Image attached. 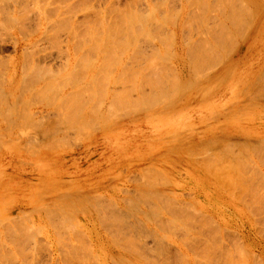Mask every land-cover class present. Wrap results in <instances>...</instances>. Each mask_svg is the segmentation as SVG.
Wrapping results in <instances>:
<instances>
[{"label":"rangeland","instance_id":"1","mask_svg":"<svg viewBox=\"0 0 264 264\" xmlns=\"http://www.w3.org/2000/svg\"><path fill=\"white\" fill-rule=\"evenodd\" d=\"M7 1L8 0H5V2H2V3L0 2L1 6L4 9H6L5 12H10L8 10V8H11L12 12L10 14H15V15L17 14V16H19V17L15 16V18H17L18 20L15 23L9 24L7 26V28L13 27L12 28L13 30L8 29V31H7L5 29L6 30L5 31L3 29L2 30L0 29V31H1L0 34L3 35V36L0 35L1 36L0 38L3 40V41L1 40L3 42L1 44L3 50H2V53H0V71H1L0 72V74H1L0 75V94L2 93L0 96L3 97V98L2 97L0 98V245H1V247H0V250H1L0 254L1 255L0 256H2L1 257L2 259L0 258V264H1V262H3L4 264H82L83 262H84L83 264H121L122 262L120 259H122V258H123L124 262L128 261V262H131L132 264H147V262L148 263L150 262L152 264H166V263L167 264H184L185 261H189L188 262L189 264H192V263L194 264V262H195V264H204V262H206V261H207L206 262L207 264H217V263L220 264L223 261L221 264H223L224 262L226 264L227 261H225V260L229 261V263H227V264H231V262H233L232 264H237V263L238 264H243V263L244 264H264V201H263L264 190H261V189H264V184H261V182L262 183L264 182V162L262 161L264 159V153H263L264 152V146H263V144H264V97H263L264 96V85H263L264 81L262 82V80H264V73H261L264 71V0H245V1H243V0H234L233 1L232 0L233 3L229 0H227V1H229V2H227V4H226V2L221 1V0H215V1L209 0V2H211V3L210 4H209V2H207V3L210 6V8H209L210 12L214 8L216 9V7L220 9L217 12H216V10H215V12L212 11L213 12L212 14L208 10L206 12L205 11L203 12L202 10H200L201 8L199 9L198 6H196L197 10H198L197 11L198 13H197L195 11L196 7L193 6L194 4H196V3H194V1L196 2V0H193V2L191 0L190 3L192 4V8H190L191 4H188V6L186 5L187 2L189 3L190 0L189 1H187V0L186 1L185 0H167V2H165L166 0H161V2L163 1L162 3L161 2L159 3V0H149V2H148V0H139V1L138 0H131V1L130 0H108L107 3H105L106 0H99L100 2L98 0H96V1L94 0L96 2V4L93 0H88V1H85V0H66V3L64 0H48V1L47 0H37L38 2H35L34 0H32L33 2L36 3L35 6H37L38 3H40L39 6L43 5V7L45 8V9H43L40 6L39 11L43 9V10H45V13H46V15H45L44 12H42L41 13L42 15H40V18L37 17V16H39L40 12L36 11L38 9H36V7H34L32 5L34 7V9H33V7L31 6V4H32L31 0H22V1L17 0V1H15L17 3H15L11 0H9L8 2ZM28 1H29V5H28V3H26ZM92 1L94 2L93 3L94 7L92 5H90V3ZM150 1L151 2L154 1V2L150 3ZM156 1H158V2H156ZM179 1H180V6H179ZM236 1H237V3H236ZM80 2H82L83 5ZM84 2L85 3L87 2V3L85 4ZM213 2H215V4H212ZM222 2L225 4L226 9H224V6H223L224 4L223 5L221 4ZM253 2L254 3L256 2V3L254 4ZM12 3L14 5H12ZM62 3L64 6L62 5ZM164 3H165V6L163 5ZM230 3L233 6L235 5V7L238 10H239V8H242V9L244 8V10L246 12L248 11L249 14H247V16L250 15L253 17L254 14H256L255 16H257V18H255V16H254L255 21H252L253 24L250 22L251 21L250 16H248V18H247L246 14H245L241 18L243 21H245L246 19L248 21V22L245 21L244 23L246 25H244L243 21L241 20V22H242L241 27L244 25L243 28H245L248 25V27H246L248 33H241L243 31L245 32L246 28L242 30V28L239 29L240 26L235 27L232 25L233 21L230 17L231 15L228 17L229 14H227V13L233 14L232 11H234V10L231 11L230 5L227 6ZM257 3H259V4H257ZM23 4H25V5H23ZM127 4L130 6L132 4L133 6L128 7ZM149 4L156 8V9H153L154 10L152 13V15L154 14L153 19L156 18L157 19L156 23H159L158 25L159 26L161 25V26L159 27L157 24H154L155 22L153 21V25L149 24L148 22H145L147 25L141 24L142 27L143 26L146 27V28H144L145 31H142V29H143L142 27L136 28L137 30L135 29V27L134 28L131 27L133 29L130 28L129 30H131V32L129 31L127 33L128 34L133 33V34H131V35L135 36V38H133V39H137V41L135 42V46L133 47L134 44L131 42L133 40L132 39L133 36H129V37L127 36V38H131L129 41H130V44L131 45L133 44V45L130 46L128 44L129 42L124 41L125 43H123V45L127 44V45H129V46H127V48L130 47L129 50L127 49V54H125L127 56L124 55L125 58L123 56L124 59L122 58L120 60V62L122 63L121 65L117 63L118 65L116 64V66H115V63H114L113 66L115 67V69L112 68L113 67L112 65H110V69L112 68L111 69L112 71L109 69L110 70V74H109V72H108L109 70L107 69L109 66L106 67V64L112 63L113 60L111 61V59L110 60L106 59V61L109 60L111 62L107 61L108 63H105L104 57L109 58L110 55L109 56L107 55V52H108L107 50H110V49L107 47L108 48L107 50H105V49L103 50V48H105L106 46L101 47V46H104L100 42V40L103 41V39L102 38L100 39V37H98L97 39L100 42V44L98 45V47H99L98 49L100 50V52H102V53H99V50L96 47L97 45L95 46L96 43L94 44L93 47H91L92 44L90 42L92 40H90V42H89L87 40V39H89V36L87 39H85L84 37L85 36L87 37V34L89 35V33L91 32L92 29L95 30L97 27H99V29L102 27V26L100 27V25H98V26L95 25V24H99L98 21L100 22L101 19L102 20L106 19V21H110L115 17V15L119 11H122V10L125 11V9L127 11L131 10V9L135 11V9H137L138 11H135L136 13H138L140 11L143 12V10L145 12V11H148L147 10L148 6L146 7V5H149ZM211 4H212V6H211ZM238 4H239V6H238ZM245 4H247V5H245ZM160 5L162 7H160ZM215 5H216V7H215ZM220 5H221V7L223 6V8H221ZM254 5H256V6H254ZM47 6L48 7L51 6V7L48 8ZM78 6H80V7H78ZM83 6H84V8H86V10L81 11V9H79V8H81V7L83 8ZM87 6L88 7L92 6V8L95 11H93V9H91V10L89 9V11L87 12V9H88ZM185 6L187 8L189 7L188 8L189 12ZM233 6H232V8H234ZM57 7H59V8H57ZM109 7H110V9H109ZM125 7H127V8H125ZM61 8L63 10L62 12H64V13H60ZM114 8L116 10H119V9H122V10H119L117 12V11H115ZM143 8H145V9H143ZM24 9L26 10V12L24 11ZM223 9L225 12L226 11H229V12L225 13L223 11ZM257 9H259V10H257ZM72 10H74V13L72 12ZM103 10L107 11L108 16L110 14V17L112 16L111 17L112 19H110L106 13H100ZM155 10H156V12H155ZM168 10L170 11L169 13L172 15L173 19L171 18V15L168 13ZM199 10H200L201 14H200ZM190 11H191V13H190ZM192 11H193V13H192ZM222 11L224 12V15H227V18H226V16H224V17L222 16V14H223ZM250 11L252 12V15H251ZM53 12H54V14H53ZM195 12H196V14H195ZM202 12L204 14H207L209 12L207 14V16L209 15L208 16L209 19L205 16L207 21L209 20V23L206 22V19L204 20L205 24L207 23V25H205L204 23L202 24L201 18L204 15ZM163 13H165V14H163ZM186 13L188 15H186ZM6 14L7 13H4L3 15H6ZM64 14L65 15L67 14L66 16H68V17H66ZM99 14H101V16ZM104 14H106V15H104ZM138 14H140V13H138ZM142 14H144V13H142ZM167 14H169L170 16ZM174 14H176V15H174ZM178 14H181V15H178ZM199 14H200V16H202L201 18L199 16ZM173 15L176 16L177 20L175 19V17H173ZM12 16H14V15H12ZM43 16L45 17V19L47 21H48V16H50V19L52 16L53 22L50 23L51 20L47 22ZM163 16H165V18H162ZM20 17H22L23 19ZM95 17L96 18L100 17V18L95 19ZM166 17H167L169 22L166 20ZM210 17H212L214 20H218L220 22L212 20L214 23L216 22L217 24L211 23L212 18H210ZM216 17H218V18H216ZM244 17H246V19ZM63 18H65V20ZM68 18H70V19H68ZM72 18H73V20L71 22ZM170 18H171V20H170ZM188 18L190 19L191 25L188 24V22L186 21V20L189 21ZM191 18H193V21L195 20L196 21L195 23L198 24L199 26L198 25L196 26V24H194V22L191 21ZM194 18H196V19H194ZM220 18H222V19H220ZM224 18L226 20H224ZM37 19H39V20H37ZM162 19H164V20H162ZM227 19H228L229 23H228ZM69 20H70V22H69ZM95 20H96V23H95ZM174 20H176V21L174 22ZM221 20L223 21L222 24H221V22H222ZM54 21H56V22H54ZM92 21H93V23H92ZM74 22H76V24H74ZM87 22H88V25L90 24L91 27L86 25ZM90 22L96 28L93 25H91ZM184 22H185V24L187 23L188 25H190L192 28H190V26L189 27L187 26L185 28ZM37 23H39V24H37ZM53 23H55V25ZM150 23H152V22H150ZM169 23H170V25L171 24L173 25L175 23L174 27L170 26ZM181 23H183V24H181ZM218 23H220L221 25H223L224 23L226 24V26L224 27L225 32L227 29H230V30H227L228 34H227L226 38L228 37L227 39L231 40V42L233 43V46L236 48L232 47L233 52H229V51H231V49H229V48L225 49L226 50L225 52H227V50H228V53H229L228 54L229 56H227V58H226L227 60L225 59L222 61H218L216 63H213L210 66H207L203 70V72H201L197 77V78H200L201 81L203 80V85L201 86V88H199V90L190 91L187 95V98L181 99L179 101L180 104H178L176 106V108L170 109V111L167 112V116L164 119H161V118L150 119L151 118V116H149L150 112L139 113V112H135L136 110H134V114L128 113V115H127V112H133V111H131V109H129V111L126 109L127 112H125V110H123V108H125V107H123V105L122 106L120 105V107H121L120 111L125 112V114H124L125 117L121 112H120L121 114L119 113V109H117V107L116 108L114 107V110H112L114 103L115 102L117 103V100H115V102H114V99L116 97H118L116 99H120L119 98V96H120L121 99L123 100V102H125L123 104H125L126 107H127V105H126L127 104V95L130 97V99H132V101L135 100L136 97L138 98V92L132 91V90H136V89L138 90V87H137L138 83L135 82V84H134L135 89H132V85H133L132 83L134 82V80L130 79V76L127 75V71L125 74H123L122 70H125L126 68L128 69V67H130V68L134 67V69H136V68L139 69L140 67L143 68L144 67L143 63L146 62V60H148L149 57H150L149 60H152L153 58H155L151 54L154 53L156 55L157 54L156 52L158 50L160 56L162 57L161 61H163L165 68H167L165 70L169 71V69H170V71H172L171 74H170V72L168 74L167 73L168 71L165 72L168 74V77L171 75L169 79L171 80L172 78H174L176 74L182 75L187 71L186 65L188 66L190 63L192 64V62H193V58L191 59V55L193 52H191V51H193L195 47H197L198 45L204 46L205 44L210 45V43H211L212 46H210V47L212 48L213 44L215 43L214 39L218 36V34L222 35V33L223 34L225 33L223 31L224 30L223 26H222V28H218V26H221ZM57 24H58V27L60 30L58 29ZM73 24H74V26H73ZM148 24L151 26V28L149 27ZM208 24H209L210 30L214 29L216 34H214V32L212 34L211 31L209 32L208 27H206V26H208ZM67 25H68V27H67ZM141 25H139V26H141ZM200 25H202V27H200ZM210 25L211 26L217 25V28L211 27ZM230 25L233 26V28L235 27L234 28L235 30L232 29V27ZM86 26H87V28L88 27L89 28L88 29L85 28ZM92 26L94 28H92ZM147 26L151 29L150 33L152 32L155 36L154 37L153 34L152 35L149 34L148 38H150V39H148V40H150V41L143 40L144 36L146 35V34L145 35H143V34L148 31ZM152 26H153V29H152ZM203 26L206 28L204 29ZM45 27H47V28L44 29ZM249 27H251V28H249ZM52 28L58 29L59 31L57 30L58 31L57 32L55 30L56 33H54L53 31H50V30H52ZM155 28H158V29H155ZM187 28L188 29L190 28L193 31H195V30L196 31L193 32L192 30H190V29L188 30ZM201 28L204 29L205 31L208 30V32H206L207 35L204 34L205 31L202 30ZM248 28H249V30H248ZM14 29H16V30H14ZM99 29L97 28V31ZM104 29L105 28H103V30ZM166 29H167V31H165ZM84 30H85V32H84ZM103 30H99V33L101 34V31H103ZM161 30L163 33H161ZM232 30H234V31H232ZM236 30H237V32L240 30L239 32L241 34L236 33ZM82 31L84 33H82ZM133 31H135V32H133ZM140 31L143 34H141ZM156 32H158L160 36H163L165 34L163 37H161L163 39L158 37L159 35H156V34H158ZM72 33L77 34V35H74ZM97 33L98 32H96L95 35H97ZM102 33L103 34H101V35L98 34V36L100 35L103 37L105 32H102ZM185 33H186V35L184 36ZM232 33H235L236 35L239 34V35H238V37L236 36L237 37L236 38L235 35ZM257 33H258V35H257ZM169 34H170V36L167 37V35H169ZM245 34H247V35L245 36ZM81 35H83V38L81 37ZM211 35H213V36L211 37ZM73 36L74 37L76 36L75 41L73 40L74 39ZM77 36H78V39H77ZM79 36H80V38H79ZM156 36H157V38H156ZM208 36L211 37L210 38L211 40L209 38L208 39L205 38ZM242 36L247 37V39L245 37H244L245 39L242 38ZM95 37H97V36H95ZM95 37H92V39ZM165 37H167L168 39H169V37H172V38L167 40V39H165ZM151 38L152 39L155 38V40H153L151 42V40H152ZM173 38H174V42H172L173 43V45H172V43H170V40L173 41L172 40ZM239 38L244 40V41L240 40ZM158 39H160L162 41H160V40L158 41ZM164 39H165V41L167 40V43H168V44H166L167 47L164 45L165 44L163 41ZM198 40L199 41L203 40V41H201L199 43ZM206 40H210L209 43H206L207 42ZM150 42H151V44H150ZM192 42H194L193 43L194 45L192 44ZM234 42H235V44H234ZM93 43H94V40H93ZM157 43H159V44H157ZM169 43L172 45L173 50H172V48L171 49L169 48V47H171V45H169ZM184 43L186 44V46ZM97 44H98V42H97ZM161 44H162V47L160 46ZM196 44H197V46H196ZM187 45L188 46L193 45L192 49L190 48L191 51L189 50ZM209 45L206 46L207 49H209L208 48ZM88 47H90V49L93 48L92 50L97 49L98 50L97 52H94V51L92 52V53H96L97 55L96 56H94L95 54L90 55L91 50L88 51L87 50ZM153 47H156L157 49L154 51L155 48H153ZM185 47L187 49H184ZM189 47H191V46H189ZM57 48H58V50H57ZM142 48L144 49V51H142L143 50ZM150 48L154 52H151L152 50H150ZM159 48H161V49H159ZM163 48L166 50H164ZM133 49H135V50L133 51ZM168 50H169V52H168ZM64 51H66V52H64ZM103 51H104V53H103ZM132 51H133V53L136 51L135 53L136 54L138 53L139 55L138 54L135 55V53L133 54ZM186 51H188L189 53H187ZM37 52H39V53H37ZM172 52L174 54L173 56L171 55ZM183 52H185V53H183ZM131 53L133 54V56ZM240 53H241V55H240ZM99 54H101V55H99ZM146 54L151 55V56H146ZM184 54H185V57H184ZM186 54L187 55L189 54L190 57H189V55L187 56ZM28 55H29V57H28ZM82 55H84V56H82ZM134 55L136 57H134ZM169 55H170V57L172 56L173 58L168 59V58H170ZM86 56L90 57L89 59H91L87 64H90V62L93 59L95 61V62H93V64H95V68H96V69H93V67H94L93 65H90L93 67L89 68L87 64L83 63L88 67L87 69H85V70H87V73L84 70L85 66H83L84 68L80 67V66H82L81 63L83 62V60L87 58ZM143 56H146V57L143 58ZM156 56H158V55H156ZM26 57H27V59H26ZM44 57H46L45 60H43ZM138 57H139V59H138ZM140 57H142V59ZM147 57H148V59H146ZM127 58H128V60H127ZM131 58H132V61H134L133 60L134 58L138 59V61L135 60L134 62H132ZM156 58L158 59L159 56ZM156 58H155V60H157ZM174 58L177 60L176 63H175ZM38 59H40V60H38ZM65 59H66V61H65ZM100 59L105 64H103V63L101 64ZM144 59H145V61H144ZM36 60H38V62ZM125 60H126V62H125ZM129 60H130V63H133V65L135 63V65L131 67V65H132L131 64L129 66V64H130L128 62ZM140 60H142L143 63H141ZM173 60H174V62H173ZM76 61H79V62L76 64ZM139 62L142 65L137 64ZM34 63L36 65L40 64L39 65L40 67H36V65H34ZM169 64H171V66ZM99 65H102V68H101L102 70L98 68ZM103 65H104V67H103ZM137 65L139 68L137 67ZM147 65H148V62H147ZM166 65H168L170 67H168ZM172 65L174 67L176 65L177 66L174 68ZM219 65H221V66H219ZM29 66H30V69H29ZM57 67H58V69H57ZM105 67H106V70H104ZM215 67L217 69L218 68L219 69L217 70ZM20 68L22 70H20ZM41 68H42V70H41ZM75 68H77V69H75ZM97 68L99 70L103 71V73H104V71L107 72L108 73L106 75L107 78L105 76L106 73L103 74L101 71L99 73L98 72L99 70ZM120 68H121L122 72L120 71ZM184 68L186 71L184 70ZM48 69L50 70V72ZM59 69H60V71H59ZM177 69L179 71L183 70L182 73L179 72ZM214 69H216V70H214ZM40 70L43 71L42 76H41ZM73 70L77 73H74ZM33 71H35V73H36V71H38L39 73L35 74ZM80 71L82 73H80ZM173 71H175V72H173ZM147 72H149V71L147 70ZM30 73H32V74H30ZM49 73H50V75H49ZM119 73H121V75L123 74L122 78L119 77V79L115 81V79L118 78ZM84 74H85V76H84ZM225 74H228V75H225ZM27 75L29 77H27ZM32 75L33 76L36 75V76L32 77ZM45 75H47V76H45ZM173 75H174V77H172ZM38 76L40 77V79L42 81L39 79ZM60 76L64 77V78L62 77L63 78L62 82L60 80H58L59 78L57 79V77H60ZM74 76L77 78H75ZM93 76L95 79H93ZM96 76H98V77H96ZM104 76H105L106 80H108V81L102 80V84L100 85V83H101L100 81H101V79H104L103 78ZM108 76H109V78H108ZM256 76H258L257 79H255ZM81 77H85V78H81ZM124 77H125V80H127V81H125L126 84L124 83L126 87L124 86V84L120 85V83L124 82V81H122V79H124ZM138 77H141V76H138ZM34 78H36L35 81H34ZM54 78L57 79V81H55L56 83L58 81H60L59 84L57 83V85H59V86L63 83V81H64V83H66L65 84L66 86L63 85L64 83L62 84L65 88L64 87L63 88L58 87L59 88L58 92H56L54 90L56 92V93L54 92L55 96H53V92H52V94L50 93L51 91L48 92L49 89H47V84H46L48 81H50V79L54 80ZM259 78H262V80H260ZM38 79H39V81H38ZM81 80H82V82H81ZM93 80L94 81L100 80L99 81L100 83H98L99 86H104V88L106 87L105 89L108 92V94L105 96V97H107L106 99H104L105 98L104 97L102 100L97 99V101H96L95 100L96 98L92 100V97H91L92 94H89L92 91V89L95 86H97L98 88L97 87H96L97 89L94 88L93 91L94 90L100 91L102 89L101 87L98 86V84L97 85L92 84L91 82H94ZM256 80H258V81H256ZM117 81H119L120 83L119 82L117 83ZM115 82L117 85L115 84ZM256 82L258 85L255 84ZM2 83H3V85H2ZM23 83H24V85H23ZM87 83H88V85H87ZM91 84H92V87H90ZM127 84H128V87H127ZM82 85H83V88L81 90L85 91V92L87 91L86 92L87 95L85 94V92H82L85 94V95L84 94L82 95V93L80 94L81 90L80 89L77 90L78 87L81 88ZM74 86H76V87H74ZM129 86L131 89L129 88ZM147 86L150 88L149 85L143 86V89L146 91V94H147V91L150 93V91H149L150 89H148ZM140 87L141 86H139V89H140ZM83 89H85V90H83ZM86 89H89L90 91L86 90ZM129 89L132 92H130ZM32 91H34V92H32ZM36 91H37V93H36ZM38 91L40 94L38 93ZM42 91L45 93H43ZM74 92L79 93V95H81V96L76 97V98H72L74 96V95L72 96V94H74ZM117 92L118 93L121 92L122 95L121 94L118 95ZM248 92H249V94L253 93V96L256 95L255 98L252 97L251 100L249 99L247 101L246 99L251 98V95H252V94H250V96H249ZM257 92L259 95L256 94ZM114 93L115 94L117 93V94L115 95ZM129 93L131 96L129 95ZM245 93H247V95ZM112 94H113V97H112ZM3 95H5V97ZM44 95H45V97H44ZM48 95L50 97H48ZM68 95H70L72 99H70V96H68ZM110 95H111V97H110ZM65 96H66V99L64 98ZM114 96H116V97L114 98ZM246 96H247V98H246ZM52 97H54V99ZM77 98H78V101L83 102V103L85 102L84 104L86 106L83 103L82 104L84 107H87L89 110H91L90 108L92 107V105L94 107V103L99 101L100 103H98L97 108H100L101 112L106 111V112H104V116H107V119H108V122L104 123V124H106V126L104 124H102V122H101L102 120L98 119V118H102L104 116H103V114H101V116H102L101 117L100 114H98L100 112V111H98L99 109L96 111L95 107H94L95 109L93 107L92 108L95 110L93 112L97 113L96 114L97 122H96V120L94 121L92 119L93 116L91 113H90L91 114L90 116H92V117L89 118L90 121L92 120L91 124H93V125L89 124L90 126H92V129H91V127H89V125H84V124H77L78 125V127H77L76 124H73V122H75V121L72 122V124H71L72 126H71L69 124L71 122L68 123L67 120H63L65 114H66L65 115L66 119L67 118L73 119L71 117H74L73 113L77 114L78 109L80 112L78 111V114H77V115H79V121H77V122H80L81 119H83V116L88 113L87 111H89V110L86 108H82L83 106L81 108H78V109H77V107H73L72 109L67 107L68 102L70 103L69 104L70 107H72V103H71L72 101L71 100H73V99L77 100ZM69 99H70V101H69ZM86 99H88V101ZM111 99H113L112 101L114 103L109 102V101H111ZM121 99L119 101H121ZM52 102H54V103L52 104ZM170 102L171 101H169V103ZM2 103H5V104H2ZM6 103L9 105H7ZM63 104H65V105H63ZM96 104H95V106H96ZM117 104H115V106ZM62 105H63V107H61ZM117 106H119V105H117ZM75 108L77 109V111ZM107 108H109L108 109L109 111L107 110ZM66 109H68L69 111ZM80 109H84V110L81 112ZM24 110H26V111H24ZM63 110H65L66 113H65V111L63 113ZM22 111H23V113H22ZM112 111L114 113H112ZM58 112H60V113L57 114ZM69 112H70V114H69ZM91 112H92V110H91ZM117 112L122 118H118V117H120L118 114L116 117ZM94 113H93V115H94ZM110 113H112V114H110ZM32 115H34V116H32ZM80 115L81 116L83 115V116L80 117ZM108 115H111V117L109 116V118H108ZM75 117H76V115H75ZM75 117H74V120H75ZM112 118L114 119V122H113ZM28 119H30V121ZM109 120H111L113 122V124ZM66 121H67L68 125H66L67 124ZM62 122H65V124ZM81 126H83L84 128ZM104 126H105V128H104ZM69 128H71V129H69ZM86 128H90L92 131H90V129H86ZM82 132H84V133H82ZM74 135H75V137L73 139ZM250 135H252V136H250ZM66 137H68V138H66ZM77 137H78V139H77ZM210 140L213 142V144L211 143ZM40 141H42V143ZM224 141L226 143H224ZM239 141H241L243 143H241ZM261 141H263V143ZM43 142H45V143H43ZM72 142H74V143H72ZM179 142L181 144H177ZM232 142H234V143H232ZM53 143L55 145H53ZM204 143H205L206 148H203ZM234 144H236V145H234ZM244 144H247V146L252 145V146H256V147L259 146V148L262 147L261 150H256L255 152H253L254 154L251 152L252 151V149H251V151L248 154L249 156L246 157L247 159L245 158L248 161V165H249L248 171L250 169H253V170H250L249 173L245 172V175H251V177L247 176V177H245L246 179H244V175L242 177L243 180H245L246 184H247V179H248V181L249 180L253 181V180H251V178L256 179L255 181H253L254 182L253 183V188H254L253 193H254V196H256L257 193H260V191H262L261 199L259 197H257L259 194L255 197L256 199L258 198L257 200H261L262 203L259 201L260 204L258 203V201L255 200V198L251 200L250 196L252 198L254 196H252L248 191L242 192V189H240V188L234 189L233 188L234 186L233 187L231 186V188H233L234 190L233 191L230 190V193H233V194L227 193V192H229L227 190L231 189L230 187L227 188V186L231 185L232 183L237 184L235 179H234V178H236L235 177L236 175L231 174L232 176H229L230 174H228L229 171L227 169L231 165V163H230L231 161H229V160H232V159L225 161V163L226 162L228 163L227 164L228 168H227L226 164H224V162H223V164L226 166L224 168V165H222V162L221 163L219 162V160H221V158H222L221 154L223 155L226 150L230 149V150H228V152L229 151L231 152L232 158L240 157L241 154L244 155L243 153H245V151L243 150L244 149L243 146L247 147ZM65 145H67V146H65ZM179 145L184 146V147H187V145H190V146H194L196 148L198 147L197 149L202 148L203 150H206V151L208 150L207 152L205 151L207 153V156H206V153L202 149H200V151L198 152L200 154V157L197 156L198 153H196V155H194V157H193L194 160H197V161L193 162V165L181 167L183 169H181V168L179 169L178 175L177 174L176 175L175 174L168 175L167 172H165V171L161 172V168H165L164 160L167 161L168 166H171V167L174 166V164L176 163V159L174 158L175 159V161H174V159L172 158V156L174 154H172V153H174L173 149ZM43 146H45V147L48 146V148H45ZM60 146H63V147H60ZM207 146L210 147L211 150H209L210 148H208ZM227 147H228V149H227ZM233 147H235V148H233ZM197 149H196V152L198 151ZM239 149L242 152L243 151L244 152L242 153ZM159 151H162V152L165 151V153L162 155V152H159ZM237 151H239L240 153ZM156 153H157V156H156ZM158 153L160 154V156ZM237 153H239V155ZM204 155H205V157H209V158H204ZM210 155H212V157ZM149 156H151V157H149ZM218 156H220V157H218ZM213 157H214V159H212ZM227 157H230V155H227ZM215 158H217L218 161ZM211 159H212V161L216 160L219 163V165H222L223 168H221L222 166H219V167L221 168V170L222 169L225 170L227 174H223V171L219 172L220 170L218 169V166H217L218 163H213L211 161ZM201 160L204 161L202 163V165L203 164L205 165V163L210 164V162H211V164H210L211 166L207 164V167H206V165L202 167V165H201L202 161ZM249 160H251L252 162L250 161V163H249ZM214 164H217L216 169L219 173L217 171H215L216 169H214V171H213L212 168L216 167V166H214ZM208 166L211 167V169ZM204 167L209 168L210 171H208V169H206V168L204 170ZM150 169H151V171L152 170L153 171L151 172ZM255 169H257V171L260 170L262 173H260V171L257 172ZM144 170H145V172H144ZM200 170L203 171V173ZM211 170L216 175L220 176V174H221L220 177L223 176L225 180H228V181L231 180V183H227V182L224 184L222 183V185L229 184V185H226V187L223 186V187L227 188V190L225 188L223 189V187L219 186V185H221L220 183L222 181H224L223 177H222V181H221L219 176L214 175V176H216V178L218 177V179L215 180L216 178H214V176H211L210 174H208L210 176L207 175L208 172L211 173ZM155 171H157V173ZM144 173L146 176H148L147 178L144 175ZM154 175H156L155 176L156 178L154 177L155 179L152 178ZM252 175H255V176L252 177ZM157 176L158 177L162 176V177H160L161 180L159 178H157ZM233 176H234V178H232ZM149 177H151V178L148 179ZM165 177H166V179H165ZM225 177H227V178H225ZM228 177H230V179ZM152 179L153 180L158 179V180L153 182L155 185H152L153 184ZM232 179L234 180V182ZM260 179L263 181H261ZM218 180H220L221 182H219ZM250 181L248 184H250V183L252 184V182H250ZM258 181L261 185H259ZM148 183H150L152 187ZM164 183L165 184L167 183V185L166 186L162 185ZM254 184L256 186L259 185V186H257L259 190L256 189L257 187H254ZM150 187H151V190H149ZM259 187H263V188L260 189ZM154 188L160 190L159 192H161L163 195H165V197L170 196L168 198L169 201L170 200L173 201L172 199L177 201L178 202L177 204H179L180 208L183 205L181 209L182 210L185 209L186 211H189L188 213H190V215L185 213V214H182V216H181L180 211H179L180 208L178 209L177 208L178 205H176L175 203L174 204L176 205V207H175V205H172L171 206L172 208L171 207L169 208L171 210L168 211L165 208V206L163 205V203L162 204L159 203L160 205L158 206V204L156 203L155 200L151 199L152 203L149 200L150 204L149 203L147 204L146 201L143 202L141 199L142 198V192H144L146 194L152 190L154 192H156ZM174 189H177L176 190L177 192L174 191ZM147 190H149V192H146ZM139 191H141V192H139ZM77 192H82L83 195H81L79 197L78 194H76ZM174 192L178 194L177 197H179V200L176 199L175 196L177 194H175ZM241 192L243 194L246 193L245 196ZM241 195H243L242 198H241ZM248 195H250V196H248ZM246 196L248 199L246 198ZM234 197H236V198L239 197L242 200L239 198L238 199L241 201H239L238 199L236 200V198H234ZM93 199H95V200H93ZM125 199H126V201H128L127 204H126ZM192 200L195 202H193ZM243 200L247 204L243 203L244 202ZM253 200H254V202H256V204L253 202ZM70 201H72V202L75 201L78 204H76L74 202L72 204ZM137 201H138V204H137ZM200 201H203L204 203L200 202ZM249 201H250L251 205H253V203H254V205L251 206ZM95 202L96 203L100 202L101 206H100V204H99L100 207H97L98 204H97V206H95L96 205ZM248 203H249V207L251 208V210L249 209V207L245 206V205L248 206ZM190 204L191 205L193 204V205L191 206ZM261 204H263L262 207L260 206ZM70 205H71V207H70ZM126 205L128 207H130L131 210H133V211H130L131 213H129V211L127 212V209L130 210V208H128ZM147 205L148 206L150 205V207L151 206H153V207L150 208ZM188 205H189V207H188ZM254 206H256L255 210L253 209ZM257 206H258V208L259 207L260 208L257 209ZM90 207H92V208H90ZM132 207H134V208H132ZM125 208H127V209H125ZM154 208L156 209V211L161 210L160 212H162V213H160L158 211V216H159L158 219L159 220H157V218H156L157 216H152V215L147 214V213H150L149 211L155 210ZM173 208L178 209L177 212L179 214H177L175 212L176 210H172ZM190 208L192 209V211L190 210ZM205 208H207L208 210ZM164 209H166L165 212H164ZM193 210H195L197 212L194 214ZM172 211H174L176 214L174 215V213ZM203 211H205V213ZM260 211H261V213H260ZM251 212H253V214ZM51 213H52V215H50ZM54 213H55V215H54ZM125 214H127V215H125ZM143 214H145V216ZM64 215H66V216L64 217ZM185 215H187V217ZM206 215H207V217H206ZM130 216H133V218ZM146 216L148 217V220H147V218H145ZM60 217H62V218H60ZM66 217L70 218L69 221H68V219H65ZM56 218H58V219H56ZM117 218H119V220ZM179 218H181V219H179ZM210 218L214 222L211 221ZM61 219L64 222V224L62 223L63 225L60 224ZM154 219H156L155 222H154ZM166 219H168V220H166ZM117 220L121 221L122 223L121 222L118 223ZM139 220H141V221H139ZM161 220H164L161 222L162 224L164 223L163 226H160V225H162L160 223ZM179 220H181V221L179 222ZM169 221H171V222L173 221L176 224L172 222L173 224L171 223L172 225L167 227V225L170 224ZM68 222H69V225H68ZM115 222H117V223L115 224ZM70 223L72 225V228L74 227L73 229H75V230H73L71 228ZM166 223H167V225H166ZM213 223H214V225H213ZM140 224L141 225L143 224L144 226L143 225L141 226ZM58 225H59V227H58ZM64 225H65V228L63 227ZM66 225H68V226H66ZM91 225H92V228H91ZM164 225H165V228H168V230L171 228V230H169V232L171 231L169 234L166 233V232H168L167 229L163 228ZM13 226H15V227H13ZM16 226H17V228H16ZM18 226L20 227V230H19ZM133 227H135L136 229ZM140 227H143V229ZM161 227L163 228V230L164 229L165 230L164 231L161 230ZM90 228H91V230H90ZM128 228H129V231H128ZM5 229H7V231ZM139 230H141V231H139ZM178 231H179V233H178ZM138 232H139V234L140 233L141 234L139 235ZM146 232H147V234L150 232L149 233L150 235H147V234L145 235ZM7 233L8 234L10 233V234L8 235ZM18 233L21 235H19ZM23 233H28V235L25 234L23 236ZM123 233L125 234V236ZM129 234L131 237H129ZM157 234H158V236H157ZM58 235H59V237H58ZM63 235H65V236H63ZM142 235L145 237H143ZM147 236H148V238H147ZM204 236L206 238H204ZM89 237L92 240H95V239L96 240L92 241ZM117 237L119 239H117ZM127 237H129V238H127ZM138 237H140V239ZM150 237H152V238H150ZM145 238H146V240H144ZM155 238L159 239V241L156 240ZM210 238L211 239L213 238V239L211 240ZM19 239H21V240H19ZM68 239H69L70 243H68ZM123 239H126V240H123ZM207 239L209 240V242L211 244V247L208 248V250L210 249L209 252H207L208 250L206 251V248H207L206 245L207 246L210 245V244L205 243V242H208ZM14 240L16 242H13ZM23 240L25 242H23ZM131 240H134V241L132 242ZM99 241L102 243H100ZM126 241H131L134 244L129 243L130 244L129 245L128 243H125ZM155 242H157V243H155ZM26 244H28V245L31 244V245L28 246ZM82 244L84 245V247ZM101 244H102V246H101ZM217 244H218V248L216 246ZM79 245H82L83 248ZM119 245H121V246H119ZM148 245H150V246H148ZM188 245H190L191 248ZM202 245H205V246L203 247ZM17 246L18 247L21 246L20 250L18 249ZM15 247H17V249ZM113 247L114 248L116 247L115 248L116 250ZM117 247H119V248H117ZM130 247L132 249H136V250H134V252H132V250H131V252H127L128 251L127 249H130ZM153 247L155 248L156 251L153 249ZM159 247L161 248V250ZM202 247L205 248V250H203ZM21 248H23L24 250H22ZM214 248L216 251L213 250ZM220 248L222 251L220 250ZM123 249H124V251H123ZM137 249H140V250L138 252H136ZM141 249H143L144 251L143 250L141 251ZM97 250H99V251H97ZM193 250L195 251L196 254H194ZM201 250H203V252ZM23 251L26 254L23 253ZM31 251H32V253H31ZM81 251H83V252H81ZM140 251H141V254H139ZM204 251H206L207 254H203V253H205ZM6 252L8 253V255L6 254ZM153 252H154V254H152ZM158 252H160L161 257H160V255H158ZM200 252L204 256H202ZM10 253L12 256H10ZM81 253H83V254H81ZM23 254H25V255H23ZM136 254L142 255L143 257L141 258L140 256H137ZM166 254H167V256H166ZM3 255L6 256V258L3 257ZM152 255L154 257H152ZM191 255H193V256H191ZM199 255L202 258L203 257L205 258V259H203L204 262H200V261H202V258ZM23 256H24V258H23ZM115 256L116 257L118 256L119 258L117 257L118 258L117 259ZM162 256H164V257H162ZM165 256L167 257V259ZM220 256H222L221 257L222 259L220 258ZM226 256L228 257V259H225V258H227ZM97 257H98V259H97ZM198 257H200V258H198ZM206 257L208 260L206 259ZM145 258H146V260L147 259L149 260V261L147 260L146 263L144 260ZM209 258H212L213 261L212 260L209 261ZM82 259H83V261H82ZM110 259H111V261H110ZM112 259L115 261L114 263H112L113 262ZM150 259H154V260L150 261ZM159 261H162V263ZM219 261H220V263H219ZM155 262H157V263H155Z\"/></svg>","mask_w":264,"mask_h":264},{"label":"bare ground","instance_id":"2","mask_svg":"<svg viewBox=\"0 0 264 264\" xmlns=\"http://www.w3.org/2000/svg\"><path fill=\"white\" fill-rule=\"evenodd\" d=\"M8 1H9V0H8ZM8 1H7V2H8ZM11 1L15 2V1H17V0H11ZM21 1H22V0H21ZM31 1H32V0H31ZM34 1H35V2H38L37 0H34ZM47 1H48V0H47ZM64 1H65V3H66V0H64ZM85 1H88V0H85ZM93 1H94V0H93ZM93 1L91 2L92 4L90 3V5H92V6H93V3H94L96 0H95L94 2H93ZM98 1H99V0H98ZM130 1H131V0H130ZM138 1H139V0H138ZM185 1H186V0H185ZM187 1H189V0H187ZM210 1H211V0H210ZM214 1H215V0H214ZM221 1L226 2V4H227V2H229V1L232 2V0H229V1H227V0H226V1H225V0H221ZM233 1H234V0H233ZM243 1H245V0H243ZM0 2H1V3H2V2H5V0H0ZM7 2H6V3H7ZM18 2H19V1H18ZM35 2L32 1V2H31V3H32L31 6L33 5L34 7H36V9H38V10H36V11H39V8H40L41 5L39 6L40 3H38V5L35 6V5H36ZM41 2H42V1H41ZM52 2H53V1H52ZM52 2H51V3H52ZM58 2H59V1H58ZM74 2H75V1H74ZM99 2H100V1H99ZM107 2H108V0H106L105 3H107ZM128 2H129V1H128ZM148 2H149V0H148ZM153 2H154V1H153ZM153 2L150 1V3H153ZM156 2H158V1H156ZM160 2H161V0H159V3H160ZM162 2H163V1H162ZM162 2H161V3H162ZM165 2H167V0H166ZM172 2H173V1H172ZM190 2H191V0L189 1V3L187 2V4H186V3H185V4L188 6V4H191ZM192 2H193V0H192ZM207 2H209V0H196V2L194 1V3H196V4L193 3V4H194L193 6H195V7L198 6V8H199V9L201 8L200 10H202L203 12H204V11L206 12L207 10L210 12V10H209V8H210L209 4H210L211 2H209V4H208ZM238 2H239V1H238ZM10 3H11V2H10ZM15 3H17V2H15ZM20 3H21V2H20ZM24 3H25V2H24ZM26 3H28V5H29V1L26 2ZM80 3L82 4V2H80ZM84 3H85V2H84ZM86 3H87V2H86ZM86 3H85V4H86ZM232 3H233V2H232ZM236 3H237V1H236ZM236 3H235V4H236ZM239 3H240V2H239ZM253 3H254V2H253ZM255 3H256V2H255ZM255 3H254V4H255ZM42 4H43V3H42ZM44 4H45V3H44ZM95 4H96V2H95ZM129 4H130V3H129ZM135 4H136V3H135ZM156 4H157V3H156ZM185 4H184V5H185ZM197 4H198V5H197ZM212 4H215V2H213ZM212 4H211V6H212ZM221 4L223 5L224 3L222 2ZM242 4H243V3H242ZM249 4H250V3H249ZM257 4H259V3H257ZM12 5H14V4L12 3ZM23 5H25V4H23ZM23 5H22V6H23ZM45 5H46V4H45ZM52 5H53V4H52ZM62 5H63V3H62ZM82 5H83V4H82ZM111 5H112V4H111ZM127 5H128V4H127ZM157 5H158V4H157ZM163 5L165 6V3H164ZM167 5H168V4H167ZM229 5L231 6V8H230L231 11L234 10V11H232L233 14L227 13V12H229V11H226V12L224 11V9H226L225 4L223 5V6H224L223 11H224L225 13L229 14L228 17L231 15L230 17H231V19H232V21H233V22H232V25L235 26V27H239V26H240L239 29L242 28V30L245 29L246 27H248V25H247L245 28H243V26L246 25V24L244 23L245 21H247L246 17L248 18V16H250V15L247 16V14H249L248 11L246 12V11L244 10V8H243V9H242V8H239V10H238V9L235 7V5H234V6L231 5V3L228 4L227 6H229ZM240 5H241V4H240ZM245 5H247V4H245ZM251 5H252V4H251ZM33 6H32V7H33ZM58 6H59V5H58ZM63 6H64V5H63ZM76 6H77V5H76ZM92 6H89L90 8L87 6V8H88V9H87V12L89 11V9H90V10L93 9ZM99 6H100V5H99ZM108 6H109V5H108ZM116 6H117V5H116ZM129 6H130V5H128V7H129ZM131 6H133V5L131 4ZM131 6H130V7H131ZM147 6H148V7H147ZM168 6H169V5H168ZM168 6H167V7H168ZM176 6H177V5H176ZM179 6H180V1H179ZM223 6L221 7V5H220L221 8H223ZM232 6H233L235 9L232 8ZM238 6H239V4H238ZM243 6H244V5H243ZM243 6H242V7H243ZM254 6H256V5H254ZM13 7H14V6H13ZM34 7H33V9H34ZM37 7H38V8H37ZM41 7H42L43 9H45V8L43 7V5H42ZM47 7H48V6H47ZM49 7H51V6H49ZM49 7H48V8H49ZM78 7H80V6H78ZM93 7H94V6H93ZM136 7H137V6H136ZM146 7H147V10H148V11H145V12H144V10H143V12H142V11L139 10L140 12H138V13H140V14H138V13L135 12V11H138L137 9H135V11L132 10V9H131V10H128V11L125 9V11H123L122 9H119V8H118L119 10H122V11H123V12H122V11L116 10V9L114 8L115 11H117V12L119 11V12L115 15V17L113 16V17H114L113 19L111 18L112 16L110 17V14H109V16H108L107 11H104V10H103L104 12H103V11L100 12V13H106L107 16H108L110 19H112V20L109 19L110 21H106V19H104V20L101 19L102 21H101V20H100V22L98 21L99 24H95L96 26H98V25H100V27L102 26L100 29H99V27H97L99 30H103V28H105L103 31H101V34H103L102 32H105L104 35H103V37L100 36L101 34L99 33V30L97 31V28L92 24L93 21H92V23L90 22L91 25H93L96 29H95V30L92 29L93 31L91 30V32L89 33V35L87 34V37L85 36L84 38L87 39L88 36H89V39H87V40H88L89 42H90V40H92V41L90 42V43L92 44L91 47H93L94 44L96 43L95 46L97 45L96 47H97V49H98V48H99L98 45H99L100 42H101L102 45H104V46H101V47H105V46H106L105 48H103V50H104V49L107 50L108 48L110 49V50H107V51L110 53V54H109V53L107 52V55H108V56L110 55L111 57H110V56H109V58H105V57H104V62H105V63L111 62V61L113 60L112 63L106 64V67L109 66V67L107 68L108 70L110 69V65L113 66L114 63H115V66H116L117 63L120 64V65L122 64V63L120 62V60L123 58V56H124L125 54H127V49L129 50V48H130V47L127 48V46H129V45L132 46L133 44H134L133 47L135 46V42L137 41V39H133V38H135L134 35H131V34H133V33H131V34H128V33H127V32H129V31L131 32V30H129L131 27H133V28L135 27V29L138 28V27H142V25H147L145 22H148L149 24H152V25H153V21L155 22L154 24H157V25L159 24V23H156V22H157V19H156V18L153 19L154 14L152 15V13H153V11H154L153 9H156V8L153 7V6L150 5V4H149V5H146ZM160 7H162V6L160 5ZM160 7H159V8H160ZM185 7H186V6H185ZM213 7H214V6H213ZM215 7H216V5H215ZM249 7H250V6H249ZM1 8H2V9H1ZM57 8H59V7H57ZM66 8H67V7H66ZM76 8H77V7H76ZM83 8H84V6H83ZM83 8L81 7V8H79V9H81V11H82V10H86V8H84V9H83ZM125 8H127V7H125ZM137 8H138V7H137ZM188 8H189V7H188ZM188 8L186 7V9H188ZM190 8H192V4L190 5ZM193 8H194V7H193ZM251 8H252V7H251ZM43 9L39 11L40 13H39V16H37L38 18H40V15H42V14H41L42 12H44V14L46 15L45 10H43ZM70 9H71V8H70ZM99 9H100V8H99ZM109 9H110V7H109ZM140 9H141V8H140ZM143 9H145V8H143ZM228 9H229V8H228ZM259 9H260V8H259ZM259 9H257V10H259ZM5 10H6V9H4V8L1 6V4H0V29H1V30H2V29H3V30L6 29V30L8 31V29H12L13 27H12V28H11V27H10V28H7V26H8L9 24L15 23L18 19L15 18V16H17V14H16V15H15V14H10V13L12 12V11H11V8H8V10H9L10 12H5ZM21 10H22V9H21ZM100 10H101V9H100ZM105 10H106V9H105ZM141 10H142V9H141ZM160 10H161V9H160ZM163 10H164V9H163ZM190 10H191V9H190ZM200 10H199V12H200ZM215 10H216V12H217V11L220 10V9L216 7V9L214 8L212 11L215 12ZM221 10H222V9H221ZM236 10H237V11H236ZM24 11L26 12L25 9H24ZM30 11H31V10H30ZM30 11H29V12H30ZM48 11H49V10H48ZM52 11H53V10H52ZM60 11H61L60 13H64V12H62V11H63L62 8L60 9ZM65 11H66V10H65ZM81 11H80V12H81ZM93 11H95V10L93 9ZM157 11H158V10H157ZM186 11H187V10H186ZM195 11H196V12L198 11V10H197V7H196ZM212 11L210 12L211 14L213 13ZM223 11H222V12H223ZM260 11H261V10H260ZM14 12H15V11H14ZM27 12H28V11H27ZM46 12H47V11H46ZM72 12L74 13V10H72ZM76 12H77V11H76ZM76 12H75V13H76ZM78 12H79V11H78ZM113 12H114V11H113ZM141 12L144 13V14H142ZM147 12H148V13H147ZM155 12H156V10H155ZM169 12H170V11L168 10V13H169ZM188 12H189V9H188ZM196 12H195V14H196ZM203 12H202V13H203ZM209 12H208V13H209ZM224 12H223L222 16H223V17L226 16V18H227V15H224ZM4 13H7V14H6V15H3ZM73 13H72V14H73ZM81 13H82V12H81ZM158 13H159V12H158ZM173 13H174V12H173ZM175 13H176V12H175ZM180 13H181V12H180ZM190 13H191V11H190ZM190 13H189V14H190ZM192 13H193V11H192ZM197 13H198V12H197ZM208 13H207V14H208ZM250 13H251V15H252V12H251V11H250ZM53 14H54V12H53ZM106 14H104V15H106ZM159 14H160V13H159ZM163 14H165V13H163ZM169 14H170V13H169ZM169 14H167V15H169ZM176 14H177V13H176ZM176 14H174V15H176ZM200 14H201V12H200ZM200 14H199V16H200ZM203 14H204V13H203ZM203 14H202V15H203ZM207 14H204L203 17L200 16V18L202 17V18H201L202 24H203V23L205 24V22H204V20L206 19L205 16L209 19V17H208L209 15L207 16ZM211 14H210V15H211ZM245 14H246V17H244V18H245L246 20L243 21L241 18H242V16H244ZM253 14H254V13H253ZM12 15H14V16H12ZM27 15H28V14H27ZM45 15H44V16H45ZM49 15H50V14H49ZM64 15H65V14H64ZM66 15H67V14H66ZM66 15H65V16H66ZM75 15H76V14H75ZM75 15H74V16H75ZM92 15H93V14H92ZM99 15L101 16V14H99ZM104 15H103V16H104ZM142 15H143L144 17H143ZM157 15H158V14H157ZM170 15H171V14H170ZM170 15H169V16H170ZM174 15H173V17H175V19H176V16H174ZM178 15H181V14H178ZM186 15H188V14L186 13ZM186 15H185V16H186ZM191 15H192V14H191ZM219 15H220V14H219ZM255 15H256V14H254V16H255ZM44 16H43V17H44ZM86 16H87V15H86ZM94 16H95V15H94ZM159 16H160V15H159ZM182 16H183V15H182ZM194 16H195V15H194ZM199 16H198V17H199ZM220 16H221V15H220ZM254 16H253V17L250 16V19H251L250 22H251V23H252V21H255V20H254ZM17 17H19V16H17ZM45 17H46V16H45ZM45 17H44V19H45ZM66 17H68V16H66ZM105 17H106V16H105ZM105 17H104V18H105ZM145 17H146V18H145ZM178 17H179V16H178ZM191 17H192V16H191ZM196 17H197V16H196ZM212 17H213V16H212ZM212 17H210V18H212ZM20 18H22V17H20ZM41 18H42V17H41ZM54 18H55V17H54ZM54 18H53V19H54ZM75 18H76V17H75ZM98 18H100V17H98ZM98 18L95 17V19H98ZM162 18H165V16H163ZM171 18H172V15H171ZM171 18H170V20H171ZM183 18H184V17H183ZM183 18H182V19H183ZM203 18H204V19H203ZM213 18H214V17H213ZM213 18L211 19V23H214L213 21H218V20H214ZM216 18H218V17H216ZM255 18H257V16H255ZM22 19H23V18H22ZM63 19L65 20V18H63ZM68 19H70V18H68ZM92 19H93V18H92ZM172 19H173V18H172ZM188 19H189V18H188ZM194 19H196V18H194ZM197 19H198V18H197ZM220 19H222V18H220ZM229 19H230V18H229ZM37 20H39V19H37ZM45 20H46V19H45ZM50 20H51V21H50ZM55 20H56V19H55ZM72 20H73V18L71 19V22H72ZM155 20H156V21H155ZM162 20H164V19H162ZM166 20L168 21L167 17H166ZM166 20H165V21H166ZM176 20H177V19H176ZM176 20H174V22H175ZM184 20H185V19H184ZM184 20H183V21H184ZM212 20H213V21H212ZM224 20H226V19L224 18ZM241 20L243 21V24H244L242 27H241V24H242ZM248 20H249V19H248ZM46 21H47V20H46ZM48 21H50V23L53 22V21H52V16H51V19H50V16H48ZM48 21H47V22H48ZM84 21H85V20H84ZM172 21H173V20H172ZM181 21H182V20H181ZM186 21L188 22V24L191 25V23H190V19H189V21H188V20H186ZM186 21H185V22H186ZM191 21H193V18H191ZM198 21H199V20H198ZM198 21H197V22H198ZM221 21H222V20H221ZM227 21H228V19H227ZM54 22H56V21H54ZM69 22H70V20H69ZM150 22H152V23H150ZM168 22H169V21H168ZM185 22H184V24H185ZM193 22H194V24H196V23H195V22H196L195 20H194ZM206 22L209 23V20L207 21V19H206ZM218 22H220V21H218ZM247 22H248V21H247ZM50 23H49V24H50ZM95 23H96V20H95ZM144 23H145V24H144ZM164 23H165V22H164ZM171 23H172V22H171ZM200 23H201V22H200ZM207 23H206L205 25H207ZM211 23H210V24H211ZM222 23H223V21L221 22V24H222ZM228 23H229V21H228ZM37 24H39V23H37ZM53 24L55 25V23H53ZM74 24H76V22H74ZM74 24H73V26H74ZM141 24H142V25H141ZM149 24H148V25H149ZM174 24H175V23H174ZM174 24H173V25H172V24L170 25V23H169V25H170V26H173V27H174ZM181 24H183V23H181ZM186 24H187V23H186ZM186 24H185V28H186L187 26H188V27L190 26V25H188V24L186 25ZM214 24H217V23L215 22ZM218 24L221 25L220 23H218ZM224 24H225V23H224ZM224 24L221 25V26H218V28H222V26H223V29H224V27L226 26V24H225V25H224ZM249 24H250V23H249ZM252 24H253V23H252ZM252 24H251V25H252ZM86 25H88V22H87ZM137 25H138V26H137ZM139 25H141V26H139ZM197 25H198V24H196V26H197ZM205 25H204V26H205ZM237 25H238V26H237ZM39 26H40V25H39ZM77 26H78V25H77ZM88 26H90V24H89ZM93 26H92V28H94ZM136 26H137V27H136ZM158 26H159V25H158ZM160 26H161V25H160ZM160 26H159V27H160ZM196 26H195V27H196ZM198 26H199V25H198ZM204 26H203V27H204ZM210 26H211V25H210ZM230 26H231V25H230ZM233 26H231L232 29L235 28V27L233 28ZM249 26H250V25H249ZM252 26H253V25H252ZM252 26H251V27H252ZM57 27H58V24H57ZM67 27H68V25H67ZM67 27H66V28H67ZM83 27H84V26H83ZM90 27H91V26H90ZM149 27L151 28L150 25H149ZM149 27L147 26L148 31H147L146 33H144V34L140 31L141 34H143V35L146 34V35L144 36V39H143V40H148V39H150V38H148V35H149V34H151V35L153 34L152 32L150 33L151 29H150ZM162 27H163V26H162ZM200 27H202V25H200ZM206 27H208L209 32L211 31L212 34H213V32H214V34H216V32H215L214 29H212L213 31L210 30L209 24H208V26H206ZM206 27H204V29H205ZM211 27H215V28H217V25H216V26H211ZM251 27H249V28H251ZM46 28H47V27H45L44 29H46ZM85 28H87V26H86ZM88 28H89V27H88ZM88 28H87V29H88ZM133 28H131V29H133ZM142 28H143L142 31H145L144 28H146V27L143 26ZM190 28H192V27L190 26ZM190 28H189V29H190ZM193 28H194V27H193ZM228 28H229V27H228ZM249 28H248V30H249ZM58 29H59V27H58ZM58 29H55V28L53 29V28H52V30H50V31H53L54 33H56L55 30L57 31ZM69 29H70V28H69ZM83 29H84V28H83ZM152 29H153V26H152ZM155 29H158V28H155ZM187 29H188V28H187ZM189 29H188V30H189ZM196 29H197V28H196ZM199 29H200V28H199ZM199 29H198V30H199ZM201 29H202V28H201ZM204 29H202V30H204ZM223 29H222V30H223ZM237 29H238V28H237ZM6 30H5V31H6ZM12 30H13V29H12ZM14 30H16V29H14ZM59 30H60V29H59ZM59 30H58V31H59ZM127 30H128V31H127ZM136 30H137V29H136ZM140 30H141V29H140ZM190 30H192V29H190ZM227 30H230V29H227ZM227 30H226V32H227ZM234 30H235V29H234ZM234 30H232V31H234ZM242 30H241V31H242ZM245 30H246L245 32L243 31V32H241V33H248V32H247V28H246ZM10 31H11V30H10ZM10 31H9V32H10ZM17 31H18V30H17ZM48 31H49V30H48ZM58 31H57V32H58ZM86 31H87V30H86ZM89 31H90V30H89ZM89 31H88V32H89ZM138 31H139V30H138ZM159 31H160V30H159ZM165 31H167V29H166ZM185 31H186V30H185ZM192 31H193V30H192ZM192 31H191V32H192ZM195 31H196V30H195ZM195 31H193V32H195ZM204 31H205V30H204ZM223 31L225 32V29H224ZM239 31H240V30H239ZM239 31L237 32V30H236V33H240ZM3 32H4V31H3ZM26 32H27V31H26ZM46 32H47V31H46ZM60 32H61V31H60ZM63 32H64V31H63ZM84 32H85V30H84ZM84 32L82 31V33H84ZM96 32H98L97 35H95ZM133 32H135V31H133ZM154 32H155V31H154ZM171 32H172V31H171ZM182 32H183V31H182ZM202 32H203V31H202ZM206 32H208V30L205 31V33H204V34L207 35ZM219 32H220V31H219ZM226 32H225L224 34L222 33V35H219V34H218L217 37L215 36V37H216V38L214 39V40H215V43L213 42L214 44H213V47H212V48L210 47V46H212L211 43H210V45H209V44H205L204 46H203V45H198V46H197V44H196L197 47H195L194 50L191 51L190 48L192 49V46L194 45V44H193L194 42H192L193 45H189V46H191V47H189V46L187 45V47L189 48V50H190L191 52H193L192 55H191V59L193 58V62L191 61L192 64L190 63L188 66L186 65L187 71H186L185 68H184V70L186 71L185 73L183 72L184 74H182V75L176 74L175 77H174V75H173L172 77H174V78L171 77V78H172L171 80L169 79L171 75L168 77V74H169V72H170V74H171L172 71H170L169 68H168L169 71H168V70H165V69H167V68H165L163 61H161V60H162V57L160 56L158 50H157V52H156V53H157L156 55L159 56V58H158L159 60L156 58V57H158V56H156L154 53L151 54V55H153L157 60H155V58H153V59H152L153 61H152V60H149L150 57H149V59H148V57H147L146 59H148V60H146V62H144L146 65L143 63L142 60H140V62L143 63V66H144L145 68H144V67H143V68H142V67L139 68L138 65H137V67H138L139 69H137V68L134 69V67H132V66H134L135 63H134V65H133V63H130V60H129L128 62H129L130 64H129V63H128V64H129V66L132 64V65H131L132 68L128 67V69L126 68L127 70H126V69H125V70H122L123 72L121 71V68H120V71H121L123 74H125L126 71H127V75L130 76V79L134 80V82L132 83V84H133V85H132V89H135V87H134L135 82L138 83V86H137V87H138V90H137V89H136V90H132V91H137V92H138V98L135 96L137 99L135 98V100L132 101V99H130V97L127 95V104H126L127 107H126L125 104H123V103H125V102H123V100L121 99L120 96H119V98L121 99V101H119L120 99H116V98H118V97L114 96V98L116 97V98L114 99V102H115V100H117V103H118V104H117L116 102L114 103V102L112 101L113 99H111V101H109V102L114 103V106H113V109H112V110H114V107H115V108L117 107V109H119V113L121 112L123 115L125 114V112H127L126 109H127L128 111H129V109H131V111H133V112H127V115H128V113H130V114L133 113V114H134V110H136L135 112H139V113H144V112H147V113H148V112H150V115H149V116H151L150 119H158V118L164 119V118L167 116V112H169L170 109H172V108H176V106H177L178 104H180L179 101H180L181 99H185V98H187V95H188V93H189L190 91H192V90H199V88H201V86L203 85V80L201 81L200 78H197V77H198V75H199L201 72H203V70H204L207 66H210V65H212L213 63H216V62H218V61L225 60V59L227 58V56H229V55H228V54H229V53H228V50H227V52H225V51H226V50H225L226 48H227V49H228V48L231 49V51H229V52H233V51H232V47H234V46H233V43L231 42V40L227 39L228 37L226 38V36H227V34H228V32H227V33H226ZM230 32H231V31H230ZM258 32H259V31H258ZM0 33H1V31H0ZM6 33H7V32H6ZM10 33H11V32H10ZM51 33H52V32H51ZM156 33H158V32H156ZM161 33H163L162 30H161ZM161 33H160V34H161ZM167 33H168V32H167ZM186 33H187V32H186ZM186 33L184 34V36L186 35ZM241 33H240V34H241ZM259 33H260V32H259ZM4 34H5V33H4ZM46 34H47V33H46ZM48 34H49V33H48ZM61 34H62V33H61ZM72 34H74V33H72ZM98 34H100V35L98 36ZM170 34H171V33H170ZM170 34L167 35V37L170 36ZM209 34H210V33H209ZM209 34H208V35H209ZM232 34H234L235 37H236V36L238 37V35H239V34L236 35L235 33H232ZM0 35H1V34H0ZM51 35H52V34H51ZM53 35H54V34H53ZM57 35H58V34H57ZM74 35H77V34H74ZM78 35H79V34H78ZM84 35H85V34H84ZM143 35H142V36H143ZM156 35H159V33L156 34ZM164 35H165V34H164ZM164 35H163V36H164ZM173 35H174V34H173ZM246 35H247V34H245V36H246ZM257 35H258V33H257ZM1 36H3V35H1ZM1 36H0V37H1ZM55 36H56V35H55ZM95 36H97V37H95ZM127 36H128V37H129V36H133V37H132L133 40L131 41V42L133 43L132 45L130 44V41H129L131 38H127ZM153 36H154V34H153ZM163 36H160V35H159L158 37L161 38V37H163ZM188 36H189V35H188ZM203 36H204V35H203ZM212 36H213V35H211V37H212ZM245 36H242V38H244ZM58 37H59V36H58ZM73 37H74V36H73ZM75 37H76V36H75ZM75 37H74V39L72 38L74 41H75ZM81 37L83 38V35H81ZM92 37H95V38L92 39ZM98 37H100V39L102 38L103 41L100 40V42H99V40L97 39ZM150 37H151V36H150ZM154 37H155V36H154ZM167 37H165V39H167V40H169L170 38H172V37H169V39H168ZM211 37L208 36V37H205V38H207V39L209 38V39H210ZM237 37H236V38H237ZM239 37H240V36H239ZM4 38H5V37H4ZM62 38H63V37H62ZM70 38H71V37H70ZM79 38H80V36H79ZM156 38H157V36H156ZM245 38L247 39V37H245ZM245 38H244V39H245ZM11 39H12V38H11ZM77 39H78V36H77ZM95 39H96V40H95ZM151 39H152V38H151ZM161 39H163V38H161ZM165 39H164L163 41H164V43H165L164 45L167 47L166 44H168V43H167V40L165 41ZM239 39H240V38H239ZM1 40H2V39L0 38V53H2V50H3L2 45H1V44L3 43V42H2L3 40H2V41H1ZM55 40H56V39H55ZM93 40H94V43H93ZM97 40H98V41H97ZM122 40H123V41H122ZM134 40H135V41H134ZM153 40H155V38H153V39L151 40V42H152ZM159 40H160V39H158V41H159ZM172 40H173V41L170 40V43L174 42V38H173ZM204 40H205V39H204ZM210 40H211V39H210ZM210 40H206V41H207L206 43H209ZM214 40H213V41H214ZM240 40H242V39H240ZM124 41L129 42V43H128L129 45H127V44L123 45V43H125ZM133 41H134V42H133ZM148 41H150V40H148ZM160 41H162V40H160ZM185 41H186V40H185ZM187 41H188V40H187ZM198 41H199V40H198ZM201 41H203V40H201ZM201 41H199V43H200ZM242 41H244V40H242ZM54 42H55V41H54ZM57 42H58V41H57ZM97 42H98V44H97ZM145 42H146V41H145ZM151 42H150V44H151ZM211 42H212V41H211ZM36 43H37V42H36ZM87 43H88V42H87ZM139 43H140V42H139ZM159 43H160V42H159ZM159 43H157V44H159ZM170 43H169V45H171ZM188 43H189V42H188ZM199 43H198V44H199ZM143 44H144V43H143ZM147 44H148V43H147ZM150 44H149V45H150ZM184 44H185V43H184ZM189 44H190V43H189ZM234 44H235V42H234ZM236 44H237V43H236ZM56 45H57V44H56ZM56 45H55V46H56ZM76 45H77V44H76ZM86 45H87V44H86ZM107 45H108V46H107ZM164 45H163V46H164ZM172 45H173V43H172ZM172 45H171V47H169L170 49L172 48ZM207 45H209V47H208L209 49H207V47H206ZM83 46H84V45H83ZM147 46H148V45H147ZM160 46L162 47V44H161ZM185 46H186V44H185ZM28 47H29V46H28ZM31 47H32V46H31ZM107 47H108V48H107ZM136 47H137V46H136ZM149 47H150V46H149ZM149 47H148V48H149ZM205 47H206V48H205ZM131 48H132V47H131ZM146 48H147V47H146ZM153 48H155L154 51L157 49L156 47H153ZM164 48H165V47H164ZM164 48H163V49H164ZM234 48H236V47H234ZM51 49H52V48H51ZM54 49H55V48H54ZM80 49H81V48H80ZM92 49H93V48L90 49V47H88L87 50H88V51L91 50V51H90L91 53L89 52L90 55H91V54H92V55L95 54L94 56H96L97 54H96V53H92V52H93V51H94V52H97L99 49H98V50H97V49L92 50ZM142 49H143V48H142ZM159 49H161V48H159ZM179 49H180V48H179ZM184 49H187V48L185 47ZM40 50H41V49H40ZM57 50H58V48H57ZM84 50H85V49H84ZM87 50H86V51H87ZM95 50H96V51H95ZM101 50H102V49H101ZM134 50H135V49H133V51H134ZM145 50H146V49H145ZM150 50H152V49L150 48ZM150 50H149V51H150ZM164 50H166V49H164ZM172 50H173V48H172ZM28 51H29V50H28ZM30 51H31V50H30ZM38 51H39V50H38ZM41 51H42V50H41ZM54 51H55V50H54ZM80 51H81V50H80ZM88 51H87V52H88ZM133 51H132V53H133ZM142 51H144V49H143ZM154 51L152 50L151 52H154ZM26 52H27V51H26ZM64 52H66V51H64ZM135 52H136V51H135ZM135 52H134V53H135ZM168 52H169V50H168ZM174 52H175V51H174ZM186 52L189 53L188 51H186ZM32 53H33V52H32ZM37 53H39V52H37ZM74 53H75V52H74ZM99 53H102V52H100V50H99ZM103 53H104V51H103ZM132 53H131V54H132ZM134 53H133V54H134ZM145 53H146V52H145ZM183 53H185V52H183ZM57 54H58V53H57ZM75 54H76V53H75ZM83 54H84V53H83ZM133 54H132V56H133ZM137 54H138V53H137ZM137 54L135 53V55H137ZM143 54H144V53H143ZM149 54H150V53H149ZM163 54H164V53H163ZM66 55H67V54H66ZM99 55H101V54H99ZM135 55H134V57H136ZM138 55H139V54H138ZM141 55H142V54H141ZM141 55H140V56H141ZM151 55H147V54H146V56H151ZM171 55H172V56L174 55L173 52L171 53ZM186 55H187V54H186ZM188 55H189V54H188ZM188 55H187V56H188ZM240 55H241V53H240ZM25 56H26V55H25ZM30 56H31V55H30ZM34 56H35V55H34ZM75 56H76V55H75ZM82 56H84V55H82ZM125 56H127V55H125ZM125 56H124V58H125ZM146 56H143V58L146 57ZM166 56H167V55H166ZM172 56L170 57V55H169L170 58H168V59L173 58ZM28 57H29V55H28ZM40 57H41V56H40ZM61 57H62V56H61ZM64 57H65V56H64ZM80 57H81V56H80ZM86 57H87V58H86L87 60L84 59L83 62L81 63L82 66H80V65H79V66H80L81 68H82L83 66H85V68L83 67L84 70L87 69L88 67L90 68V67H93V66H94L93 69H96V68H95V64H93V62H95V61L92 59V61L90 62V64H87L91 59H89L90 57H88V56H86ZM102 57H103V56H102ZM167 57H168V56H167ZM178 57H179V56H178ZM184 57H185V54H184ZM189 57H190V55H189ZM235 57H236V56H235ZM66 58H67V57H66ZM78 58H79V57H78ZM124 58H123V59H124ZM140 58L142 59V57H140ZM175 58H176V57H175ZM175 58H174V59H175ZM179 58H180V57H179ZM187 58H188V57H187ZM26 59H27V57H26ZM34 59H35V58H34ZM45 59H46V57L43 58V60H45ZM88 59H89V60H88ZM101 59H102V58H101ZM101 59H100V60H101ZM106 59H109V60L111 59V61L107 60V61H108V62H107ZM138 59H139V57H138ZM138 59H135V58H134L133 60H134V61H135V60L138 61ZM163 59H164V58H163ZM177 59H178V58H177ZM188 59H189V58H188ZM188 59H187V60H188ZM38 60H40V59H38ZM38 60H36V61L38 62ZM77 60H78V59H77ZM102 60H103V59H102ZM102 60H101V64H102V63L105 64L104 62H102ZM127 60H128V58H127ZM178 60H179V59H178ZM181 60H182V59H181ZM187 60H186V61H187ZM226 60H227V59H226ZM65 61H66V59H65ZM80 61H81V60H80ZM84 61H85V62H84ZM86 61H87V62H86ZM131 61H132V58H131ZM134 61H132V62H134ZM137 61H136V62H137ZM144 61H145V59H144ZM188 61H189V60H188ZM4 62H5V61H4ZM78 62H79V61H76V64H77ZM125 62H126V60H125ZM140 62L137 63V64H140ZM147 62H148V65H147ZM170 62H171V61H170ZM173 62H174V60H173ZM176 62H177V60L175 59V63H176ZM39 63H40V62H39ZM66 63H67V62H66ZM83 63L87 64L88 67H87L85 64H83ZM167 63H168V62H167ZM180 63H181V62H180ZM228 63H229V62H228ZM27 64H28V63H27ZM30 64H31V63H30ZM118 64H117V65H118ZM171 64H172V63H171ZM171 64H169V65L171 66ZM34 65H36V64L34 63ZM37 65H38V64H37ZM37 65H36V67H40V66H39L40 64H39L38 66H37ZM90 65H93V66H90ZM140 65H142V64H140ZM6 66H7V65H6ZM44 66H45V65H44ZM44 66H43V67H44ZM74 66H75V65H74ZM76 66H77V65H76ZM122 66H123V65H122ZM122 66H121V67H122ZM146 66H147V67H146ZM166 66H168V65H166ZM170 66H168V67H170ZM172 66H173V65H172ZM176 66H177V65H176ZM176 66H175V67H176ZM215 66H216V65H215ZM219 66H221V65H219ZM41 67H42V66H41ZM50 67H51V66H50ZM103 67H104V65H103ZM106 67L104 68V70H106ZM173 67H174V66H173ZM175 67H174V68H175ZM223 67H224V66H223ZM98 68L101 69V68H102V65H99ZM98 68H97V69H98ZM112 68L115 69L114 66H113ZM112 68H111V69H112ZM171 68H172V67H171ZM179 68H180V67H179ZM215 68H216V67H215ZM29 69H30V66H29ZM57 69H58V67H57ZM60 69H61V68H60ZM60 69H59V71H60ZM75 69H77V68H75ZM75 69H74V70H75ZM93 69H92V70H93ZM99 69H98V70H99ZM111 69H110V70H111ZM172 69H173V68H172ZM181 69H182V68H181ZM216 69H217V68H216ZM216 69H214V70H216ZM218 69H219V68H218ZM218 69H217V70H218ZM223 69H224V68H223ZM20 70H22V69L20 68ZM23 70H24V69H23ZM35 70H36V69H35ZM37 70H38V69H37ZM41 70H42V68H41ZM41 70H40V71H41ZM48 70H49V69H48ZM54 70H55V69H54ZM74 70H73V71H74ZM92 70H91V71H92ZM101 70H102V69H101ZM101 70H99L98 72L100 73ZM108 70H107V71H108ZM110 70L108 71L109 74H110ZM147 70H148L149 72H147ZM173 70H174V69H173ZM177 70H178V69H177ZM221 70H222V69H221ZM25 71H26V70H25ZM38 71H39V70H38ZM38 71H36V73H35V71H33V72H34L35 74H38V73H39ZM62 71H63V70H62ZM62 71H61V72H62ZM85 71H86V73H87V70H85ZM91 71H90V72H91ZM111 71H112V70H111ZM166 71H168V72H167L168 74L165 73ZM178 71H179V70H178ZM182 71H183V70H182ZM182 71H179V72L182 73ZM0 72H1V71H0ZM42 72H43V71H41V76H42ZM49 72H50V70H49ZM61 72H60V73H61ZM96 72H97V71H96ZM101 72L103 73V71H101ZM173 72H175V71H173ZM214 72H215V71H214ZM228 72H229V71H228ZM230 72H231V71H230ZM45 73H46V72H45ZM45 73H44V74H45ZM72 73H73V72H72ZM74 73H77V72L74 71ZM80 73H82V72L80 71ZM102 73H101V74H102ZM105 73H106V74H105ZM221 73H222V72H221ZM261 73H264V71L261 72ZM30 74H32V73H30ZM30 74H29V75H30ZM95 74H96V73H95ZM95 74H94V75H95ZM103 74H105V76H106L108 73L104 71ZM123 74H122V75H123ZM228 74H229V73H228ZM228 74H225V75H228ZM0 75H1V74H0ZM47 75H48V74H47ZM47 75H45V76H47ZM49 75H50V73H49ZM56 75H57V74H56ZM56 75H55V76H56ZM72 75H73V74H72ZM75 75H76V74H75ZM120 75H121V73H119V76L117 75L118 78L115 79V81L118 80L119 77L122 78V75H121V76H120ZM258 75H259V74H258ZM2 76H3V75H2ZM30 76H31V75H30ZM34 76H36V75H34ZM34 76L32 75V77H34ZM84 76H85V74H84ZM105 76L103 77L104 79H101V81H100V80H95V81L93 80L94 82H91V83L97 85L98 83L101 82V83H100V85H101V84H102V80H106V78H107V76H106V78H105ZM138 76H141V77H138ZM261 76H262V75H261ZM27 77H29V76L27 75ZM38 77H39V76H38ZM53 77H54V76H53ZM62 77H63V76L57 77V79L59 78L58 80H60V81L62 82V80H63V78H64V77H63V78H62ZM74 77H75V76H74ZM96 77H98V76H96ZM223 77H224V76H223ZM257 77H258V76H256L255 79H257ZM43 78H44V77H43ZM61 78H62V79H61ZM75 78H77V77H75ZM81 78H85V77H81ZM108 78H109V76H108ZM262 78H263V77H262ZM262 78H259V79L262 80ZM30 79H31V78H30ZM35 79H36V78H34V81H35ZM39 79H40V77H39ZM39 79H38V81H39ZM57 79H55V78H54V80H51V79H50V81H48V82L46 83V84H47V89H49L48 92L51 91V92H50L51 94H52V92H53V96H55L54 94H55L56 92H58V90H59L60 87L63 88V87H64L63 85L66 84V83H64V81H63V83H64V84L62 83L63 85L60 83L62 86H61V85H60V86L57 85V83L59 84V82H60V81H58V82L56 83L55 81H57ZM93 79H95L94 76H93ZM259 79H258V80H259ZM40 80H41V79H40ZM47 80H48V79H47ZM82 80H83V79H82ZM82 80H81V82H82ZM258 80H256V81H258ZM260 80H259V81H260ZM2 81H3V80H2ZM4 81H5V80H4ZM28 81H29V80H28ZM41 81H42V80H41ZM88 81H89V80H88ZM97 81H98V82H97ZM99 81H100V82H99ZM106 81H108V80H106ZM122 81H124V82H123V83H120L119 81H117V83L119 82L120 85H121V84L123 85L124 83L126 84L125 81H127V80H125V77H124V79H122ZM263 81H264V80H262V82H263ZM89 82H90V81H89ZM89 82H88V83H89ZM96 82H97V83H96ZM88 83H87V85H88ZM260 83H261V82H260ZM260 83H259V84H260ZM92 84H91L90 87H92ZM104 84H105V83H104ZM104 84H103V85H104ZM107 84H108V83H107ZM107 84H106V85H107ZM115 84H116V82H115ZM125 84H124V86H125ZM255 84H257V82H256ZM255 84H254V85H255ZM2 85H3V83H2ZM2 85H1V86H2ZM23 85H24V83H23ZM25 85H26V84H25ZM106 85H105V86H106ZM116 85H117V84H116ZM145 85H149V86H150V88L147 86V88L150 89V90H149L150 93L147 91V94H146V91L143 89V86H145ZM250 85H251V84H250ZM252 85H253V84H252ZM257 85H258V84H257ZM263 85H264V84H263ZM29 86H30V85H29ZM65 86H66V85H65ZM85 86H86V85H85ZM85 86H84V87H85ZM93 86H94V85H93ZM98 86H99V84H98ZM130 86H131V85H130ZM130 86H129V88H130ZM139 86H141L142 88L140 87V89H139ZM2 87H3V86H2ZM58 87H59V88H58ZM74 87H76V86H74ZM87 87H88V86H87ZM96 87H97V86H95L94 88L97 89L98 87H97V88H96ZM99 87L102 88L100 91H97V90H94V91H93V89H94V88H93L92 91L89 93V94H92V96H91V97H92V100L95 99V98H96V99H95L96 101H97V99H98V100H99V99L102 100V99L108 94V92H107L106 89H105L106 87H105V88H104V86H99ZM107 87H108V86H107ZM125 87H126V86H125ZM125 87H124V88H125ZM127 87H128V84H127ZM133 87H134V88H133ZM64 88H65V87H64ZM82 88H83V85L81 86V88L78 87L77 90H79V89L81 90ZM32 89H33V88H32ZM89 89H90V88H89ZM89 89H86V90H89ZM103 89H104V90H103ZM130 89H131V88H130ZM130 89H129V91H130ZM249 89H250V88H249ZM29 90H30V89H29ZM45 90H46V89H45ZM54 90H55L56 92H55ZM83 90H85V89H83ZM90 90H91V89H90ZM90 90H89V91H90ZM127 90H128V89H127ZM252 90H253V89H252ZM40 91H41V90H40ZM60 91H61V90H60ZM60 91H59V92H60ZM129 91H128V92H129ZM132 91H130V92H132ZM248 91H249V90H248ZM32 92H34V91H32ZM42 92H43V91H42ZM54 92H55V93H54ZM82 92H85V91H82V90H81V91H80V94H81ZM86 92H87V91H86ZM86 92H85V94H86ZM112 92H113V91H112ZM115 92H116V91H115ZM126 92H127V91H126ZM126 92H125V93H126ZM36 93H37V91H36ZM38 93H39V91H38ZM43 93H45V92H43ZM117 93H118V92H117ZM117 93H116V94H117ZM1 94H2V93H1ZM1 94H0V95H1ZM3 94H4V93H3ZM39 94H40V93H39ZM67 94H68V93H67ZM69 94H70V93H69ZM83 94H84V93H82V95H83ZM85 94H84V95H85ZM114 94H115V93H114ZM116 94H115V95H116ZM119 94L122 95L121 92L118 93V95H119ZM127 94H128V93H127ZM245 94L247 95V93H245ZM250 94H252V95H251V98L246 99L247 101H248L249 99L251 100L252 97L255 98V96H256V95L253 96V93H250ZM250 94H249V92H248V95H249V96H250ZM256 94H258V92H257ZM260 94H261V93H260ZM37 95H38V94H37ZM73 95H74V96H73ZM86 95H87V94H86ZM129 95H130V93H129ZM132 95H133V94H132ZM258 95H259V94H258ZM3 96L5 97V95H3ZM35 96H36V95H35ZM40 96H41V95H40ZM66 96H67V95H66ZM66 96L64 97L65 99H66ZM68 96H70V95H68ZM72 96H73L72 98H76V97H79V96H81V95H79V93H75V92H74V94H72ZM89 96H90V95H89ZM130 96H131V95H130ZM1 97H2V96H0V98H1ZM37 97H38V96H37ZM41 97H42V96H41ZM44 97H45V95H44ZM48 97H50V96L48 95ZM87 97H88V96H87ZM87 97H86V98H87ZM110 97H111V95H110ZM112 97H113V94H112ZM261 97H262V96H261ZM263 97H264V96H263ZM2 98H3V97H2ZM52 98L54 99V97H52ZM64 98H63V99H64ZM72 98H71V96H70V99H72ZM106 98H107V97H105L104 99H106ZM132 98H133V97H132ZM246 98H247V96H246ZM67 99H68V98H67ZM70 99H69V101H70ZM90 99H91V98H90ZM5 100H6V99H5ZM37 100H38V99H37ZM59 100H60V99H59ZM80 100H81V99H80ZM86 100L88 101V99H86ZM92 100H91V101H92ZM253 100H254V99H253ZM257 100H258V99H257ZM48 101H49V100H48ZM55 101H56V100H55ZM71 101H72V102H71V103H72V107H70V105H69L70 103L67 101V102H68V104H67L68 106H67V107H69V108H71V109H72L73 107H77V109H78V108H81V107L83 106V104L85 103V102L83 103V102L78 101V98H77V100L73 99V100H71ZM169 101H171V102L169 103ZM254 101H255V100H254ZM4 102H5V101H4ZM257 102H258V101H257ZM53 103H54V102H52V104H53ZM60 103H61V102H60ZM65 103H66V102H65ZM82 103H83V104H82ZM87 103H88V102H87ZM89 103H90V102H89ZM92 103H93V102H92ZM96 103H97V104H96ZM96 103H94V107H95L96 109L93 107V105H92V107H93L96 111H97L98 109H99L98 111H100V108H97V105H98V103H100V102L98 101V102H96ZM102 103H103V102H102ZM2 104H5V103H2ZM6 104H7V103H6ZM95 104H96V106H95ZM115 104H117V105H119V106H117V105L115 106ZM7 105H9V104H7ZM63 105H65V104H63ZM63 105H62L61 107H63ZM80 105H81V106H80ZM84 105H85V104H84ZM120 105H121V106L123 105V107H125V108L122 107L123 110H125V112L120 111V110H121V109H120V108H121ZM85 106H86V105H85ZM57 107H58V106H57ZM59 107H60V106H59ZM88 107H89V106H88ZM92 107L90 108V109L92 110V112H91V110H89L87 107H84V106L82 107V108H86V109H88L90 112L87 111V110L85 109L88 113L85 114L84 116L82 115V116H83V119H81L80 122H77V121H79V115H77L79 109H78V111H77L76 108H75V109H76V111H77V114H76V113H73L75 110L72 112V113L74 114V117H75V115H76V117H77V118L75 117V120H74V117H71V116H70V117L73 118V119H68V118L66 119V117H65L66 114L64 115V119H63V120H67L68 123L71 122V123H69L70 125L72 124L73 121H75V122H73V124H76V125H77V124H84V125H89V124H90V125H93V124H91L92 120L90 121L89 118H91V117L93 116L92 119H93L94 121L96 120V122H97V118H96V117H97V116H96L97 113H94V112H93V111H95V110H94ZM118 107H119V108H118ZM55 108H56V107H55ZM69 108H68V109H69ZM105 108H106V107H105ZM68 109H66V110H68ZM108 109H109V108H107V110H108ZM117 109H116V110H117ZM132 109H133V110H132ZM10 110H11V109H10ZM13 110H14V109H13ZM57 110H58V109H57ZM80 110H81V112H82L84 109H80ZM102 110H103V109H102ZM14 111H15V110H14ZM24 111H26V110H24ZM53 111H54V110H53ZM64 111H65V110H63V113H64ZM68 111H69V110H68ZM86 111H85V112H86ZM108 111H109V110H108ZM108 111H107V112H108ZM117 111H118V110H117ZM79 112H80V111H79ZM104 112H106V111H104ZM104 112H103V111H102V112L100 111L98 114H100V116H101V114H103V116H104ZM20 113H21V112H20ZM22 113H23V111H22ZM38 113H39V112H38ZM48 113H49V112H48ZM59 113H60V112H58L57 114H59ZM65 113H66V111H65ZM67 113H68V112H67ZM90 113L92 114V116H90V115H91ZM93 113H94V115H93ZM112 113H114V112L112 111ZM112 113H110V114H112ZM121 113H120V114H121ZM69 114H70V112H69ZM80 114H81V113H80ZM82 114H83V113H82ZM117 114H118V112L116 113V117H117ZM7 115H8V114H7ZM62 115H63V114H62ZM118 115H119V114H118ZM127 115H126V116H127ZM32 116H34V115H32ZM72 116H73V115H72ZM82 116L80 115V117H82ZM109 116L111 117V115H108V118H109ZM119 116H120V115H119ZM101 117H102V116H101ZM124 117H125V115H124ZM5 118H6V117H5ZM17 118H18V117H17ZM21 118H22V117H21ZM118 118H122V117L120 116V117H118ZM19 119H20V118H19ZM25 119H26V118H25ZM98 119L102 120V121H101L102 124L108 122L107 116H104V117H102V118H98ZM103 119H104L105 121H104ZM112 119H113V118H112ZM7 120H8V119H7ZM13 120H14V119H13ZM28 120L30 121V119H28ZM58 120H59V119H58ZM25 121H26V120H25ZM29 121H28V122H29ZM67 121H66V123H67ZM89 121H90V122H89ZM109 121H111V120H109ZM98 122H99V121H98ZM111 122H112V121H111ZM113 122H114V119H113ZM113 122H112V124H113ZM11 123H12V122H11ZM29 123H30V122H29ZM29 123H28V124H29ZM39 123H40V122H39ZM57 123H58V122H57ZM62 123L65 124V122H62ZM68 123H67L66 125H68ZM14 124H15V123H14ZM60 124H61V123H60ZM64 124H63V125H64ZM110 124H111V123H110ZM40 125H41V124H40ZM46 125H47V124H46ZM90 125H89V127H91V129H92V126H90ZM104 125L106 126V124H104ZM33 126H34V125H33ZM41 126H42V125H41ZM50 126H51V125H50ZM50 126H49V127H50ZM61 126H62V125H61ZM71 126H72V125H71ZM74 126H75V125H74ZM105 126H104V128H105ZM77 127H78V125H77ZM79 127H80V126H79ZM81 127H83V126H81ZM86 127H87V126H86ZM66 128H67V127H66ZM71 128H72V127H71ZM71 128H69V129H71ZM83 128H84V127H83ZM75 129H76V128H75ZM86 129H90V128H86ZM91 129H90V131H92ZM62 130H63V129H62ZM67 130H68V129H67ZM81 130H82V129H81ZM81 130H80V131H81ZM60 131H61V130H60ZM65 131H66V130H65ZM73 131H74V130H73ZM73 131H72V132H73ZM34 132H35V131H34ZM77 133H78V132H77ZM82 133H84V132H82ZM240 134H241V133H240ZM63 135H64V134H63ZM83 135H84V134H83ZM71 136H72V135H71ZM76 136H77V135H76ZM81 136H82V135H81ZM178 136H179V135H178ZM246 136H247V135H246ZM250 136H252V135H250ZM43 137H44V136H43ZM74 137H75V135L73 136V139H74ZM247 137H248V136H247ZM66 138H68V137H66ZM218 138H219V137H218ZM218 138H217V139H218ZM77 139H78V137H77ZM212 139H213V138H212ZM212 139H211V140H212ZM231 139H232V138H231ZM243 139H244V138H243ZM248 139H249V138H248ZM47 140H48V139H47ZM211 140H210V141H211ZM213 140H214V139H213ZM53 141H54V140H53ZM175 141H176V140H175ZM228 141H229V140H228ZM241 141H242V140H241ZM241 141H239V142H241ZM40 142L42 143V141H40ZM48 142H49V141H48ZM261 142L263 143V141H261ZM43 143H45V142H43ZM50 143H51V142H50ZM65 143H66V142H65ZM72 143H74V142H72ZM207 143H208V142H207ZM211 143L213 144L212 141H211ZM224 143H226V142L224 141ZM232 143H234V142H232ZM241 143H243V142H241ZM259 143H260V142H259ZM56 144H57V143H56ZM177 144H181V143L179 142V143H177ZM212 144H211V145H212ZM53 145H55V144L53 143ZM67 145H68V144H67ZM67 145H65V146H67ZM225 145H226V144H225ZM227 145H228V144H227ZM234 145H236V144H234ZM244 145L247 146V144H244ZM241 146H242V145H241ZM251 146H252V145H251ZM251 146H247V147H244V146H243V148H244L243 150L245 151V153H243L244 151L242 152L240 149H239V150H240L244 155L241 154L240 157H234V158H232V156H231V152H230V151L228 152V150H230V149H228V147H227L228 150H226V149H225L226 147H225L224 149H225L226 151L224 150V151H225V152L223 151L224 154H223V155L221 154V157H222V158H221V160H219V162H220V163L222 162V165L226 164V166H227L228 163H227V162L225 163V161H226V160H229V159H232V160H229V161H231V162H230L231 165L229 166V168H228V166H227V168H228L227 170L229 171V173H228V174H230L229 176H232L233 174L236 175V176H235L236 178H234V176H233L232 178L235 179V181H236V183H237L238 185H237V184H234V183H232L231 185L226 184V185H229V186H227V188H229V187L231 188V186H232V187L234 186V187H233L234 189H235V188H237V189L240 188V189H242V192H243V191H245V192L248 191L252 196H254V193H253V191H254L253 183H254V182H253V181H255L256 179H255V178H254V179L251 178V180H253V181H250V180H249L250 182H252V184H251V183L248 184L249 181H248V179H247V184H248V185H247L246 182H245V180H243L242 177H243V175H244V179H246L245 177H247V176H250V177H251V175H245V172H246V173H247V172L249 173L250 170H253V169H250V170L248 171V168H249L248 166H249V165H248V161L246 160V159H247L246 157L249 156V155H248L249 152L251 151V149H252V151H251L252 153L255 152L256 150H261L262 147L259 148V146H258V147H256V146H252V147H251ZM263 146H264V144H263ZM43 147H45V146H43ZM53 147H54V146H53ZM58 147H59V146H58ZM58 147H57V148H58ZM60 147H63V146H60ZM207 147H208V146H207ZM45 148H48V146L45 147ZM50 148H51V147H50ZM197 148H198V147H197ZM197 148L194 147V146H190V145H187V147H184V146H181V145L176 146V147L173 149V150H174V153H172V154H174V155L172 156V158H173V159H174V158L176 159V163L174 164V166L171 167V166H168L167 161L164 160V166H165V168H161V172H162V171H165V172H167L168 175H170V174H175V175L177 174V175H178V173H179V169H180L181 167H185V166H188V165H193V162L197 161V160H194L193 157H194V155H196V153H198V152L200 151V149H202V148H200V149H197ZM203 148H206L205 143H204V147H203ZM208 148H210V147H208ZM231 148H232V147H231ZM233 148H235V147H233ZM241 148H242V147H241ZM196 149L198 150L197 152H196ZM202 150H203V149H202ZM209 150H211V148H210ZM162 151H163V150H162ZM162 151H159V152H162ZM203 151L205 152L206 150H203ZM207 151H208V150H207ZM207 151H206V152H207ZM206 152H205V153H206ZM209 152H210V151H209ZM212 152H213V151H212ZM212 152H211V153H212ZM216 152H217V151H216ZM237 152H239V151H237ZM164 153H165V151L162 152V155H163ZM205 153H204V154H205ZM211 153H210V154H211ZM235 153H236V152H235ZM239 153H240V152H239ZM239 153H237V154L239 155ZM263 153H264V152H263ZM158 154H159V153H158ZM237 154H236V155H237ZM253 154H254V153H253ZM259 154H260V153H259ZM217 155H218V154H217ZM227 155H230V157H227ZM156 156H157V153H156ZM159 156H160V154H159ZM197 156L200 157V154L198 153ZM206 156H207V153H206ZM210 156L212 157V155H210ZM250 156H251V155H250ZM253 156H254V155H253ZM255 156H256V155H255ZM149 157H151V156H149ZM211 157H210V158H211ZM218 157H220V156H218ZM218 157H217V158H218ZM257 157H258V156H257ZM204 158H209V157H205V155H204ZM217 158H215V159L218 161ZM245 158H246V159H245ZM148 159H149V158H148ZM175 159H174V161H175ZM202 159H203V158H202ZM212 159H214V157H213ZM212 159H211V161H212ZM219 159H220V158H219ZM256 159H257V158H256ZM158 160H159V159H158ZM216 160H215V161H212V162H213V163H218ZM201 161H202V160H201ZM209 161H210V160H209ZM246 161H247V162H246ZM250 161H251V160H249V163H250ZM260 161H261V160H260ZM262 161L264 162V159H263ZM203 162H204V161L201 162V165H202ZM206 162H207V161H206ZM223 162H224V164H223ZM251 162H252V161H251ZM261 163H262V162H261ZM196 164H197V163H196ZM199 164H200V163H199ZM207 164H208V163H205L206 167H207ZM210 164H211V162H210ZM210 164H208V165H210ZM251 164H252V163H251ZM205 165L203 164L202 167L205 166ZM216 165H217V164H214V166H216ZM222 165H219V163H218V165H217V166H218V169L220 170L219 172L223 171V174H227L225 170H223V169L221 170V168H223ZM260 165H261V164H260ZM210 166H211V165H210ZM217 166L214 167V168H212L213 171H214V169L217 168ZM219 166H222V167L220 168ZM226 166L224 165V168H225ZM206 167H204V170H205ZM208 167H209V166H208ZM250 167H251V166H250ZM254 167H255V166H254ZM209 168L211 169V167H209ZM209 168H206V169H208V171H210ZM181 169H183V168H181ZM257 169H258V168H257ZM257 169H255V170L257 171ZM150 171H151V169H150ZM152 171H153V170H152ZM152 171H151V172H152ZM200 171H201V170H200ZM213 171L211 170V173L208 172L207 175H208V174H210L211 176L216 175ZM215 171H217V169H216ZM224 171H225V172H224ZM259 171H260V170H259ZM259 171H257V172H259ZM144 172H145V170H144ZM155 172L157 173V171H155ZM201 172L203 173V171H201ZM204 172H205V171H204ZM206 172H207V171H206ZM217 172H218V171H217ZM219 172H218V173H219ZM158 173H159V172H158ZM213 173H214V174H213ZM260 173H262V172L260 171ZM149 174H150V173H149ZM159 174H160V173H159ZM182 174H183V173H182ZM223 174H222V175H223ZM231 174H232V175H231ZM144 175H145V173H144ZM210 175H208V176H210ZM145 176H146V175H145ZM155 176H156V175H154L153 177L151 176V177H152L153 179H155V178H156ZM166 176H167V175H166ZM216 176H219V175H216ZM216 176H214V178H216ZM220 176H221V174H220ZM220 176H219V178H220V180L222 181V177H223V176H222V177H220ZM224 176H225V175H224ZM226 176H227V175H226ZM254 176H255V175H252V177H254ZM147 177H148V176H146V178H147ZM151 177H149L148 179H150ZM154 177H155V178H154ZM160 177H162V176H160ZM160 177L157 176V178H159V179H160ZM168 177H169V176H168ZM187 177H188V176H187ZM225 178H227V177H225ZM228 178L230 179V177H228ZM248 178H249V177H248ZM153 179H152V183H153L154 181L158 180V179H156V180H153ZM165 179H166V177H165ZM217 179H218V177H217L215 180H217ZM223 179H224V177H223ZM257 179H258V178H257ZM139 180H140V179H139ZM160 180H161V179H160ZM206 180H207V179H206ZM209 180H210V179H209ZM212 180H213V179H212ZM220 180H218V181L221 182ZM232 180H233V179H232ZM258 180H259V179H258ZM260 180H261V179H260ZM134 181H135V180H134ZM224 181H225V182H224ZM224 181H222V182L220 183L221 185H219V186H221V187L225 186V187H226V185H222V183H223V184L226 183V182H227V183H231V180L228 181V180H225V179H224ZM261 181H263V180H261ZM159 182H160V181H159ZM207 182H208V181H207ZM233 182H234V180H233ZM156 183H157V182H156ZM160 183H161V182H160ZM162 183H163V182H162ZM168 183H169V182H168ZM216 183H217V182H216ZM256 183H257V182H256ZM256 183H255V184H256ZM258 183H259V181H258ZM148 184H150V183H148ZM255 184H254V187H257V186H259V185H261V184H264V182H263V183L261 182V184L259 183V185H257V186H256ZM152 185H155V184L153 183ZM157 185H158V184H157ZM162 185L166 186L167 183H166V184L164 183V184H162ZM168 185H169V184H168ZM172 185H173V184H172ZM147 186H148V185H147ZM150 186H151V184H150ZM206 186H207V185H206ZM262 186H263V185H262ZM144 187H145V186H144ZM151 187H152V186H151ZM151 187H150V189H149V188H148V189L151 190ZM225 187H223V189H224ZM163 188H164V187H163ZM179 188H180V187H179ZM227 188H225V189L227 190ZM233 188L227 190V191H229V192H227V193H230V190L233 191V190H234ZM259 188L261 189V188H263V187H259ZM144 189H145V188H144ZM154 189H155L156 192H154L153 190L150 191L151 193L149 192V190H147L146 192H149V193H147V194L144 193V192H142V198H141V199H142L143 202L146 201L147 204H148V203L150 204L151 199H152V200H155L156 203L158 204V206L160 205L159 203H161V204L163 203V205L165 206V208H166L168 211L171 210V209H169V208H170L172 205H175V204L178 205V207H177L178 209L180 208V207H179V204H177V203H178L177 201H175L174 199H172L173 201L170 200V201H171V202H170L169 199H168L170 196H169V197H165V195H163L161 192H159L160 190H158V189H156V188H154ZM177 189H178V188H177ZM177 189H174V191H176ZM256 189L259 190L258 187H257ZM122 190H123V189H122ZM172 190H173V189H172ZM178 190H179V189H178ZM261 190H264V189H261ZM116 191H117V190H116ZM135 191H136V190H135ZM135 191H134V192H135ZM141 191H142V190H141ZM141 191H139V192H141ZM125 192H126V191H125ZM176 192H177V191H176ZM179 192H180V191H179ZM239 192H240V191H239ZM242 192H241V193H242ZM245 192H244V193H245ZM258 192H259V191H258ZM121 193H122V192H121ZM174 193H175V192H174ZM234 193H235V192H234ZM261 193H262V191H260V193H257V195L259 194L258 196L256 195V196L259 197L260 199H261ZM76 194H78L79 197H80L81 195H83L82 192H77ZM122 194H123V193H122ZM140 194H141V193H140ZM175 194H177V193H175ZM230 194H233V193H230ZM242 194H243V193H242ZM245 194H246V193H245ZM245 194H243V195L245 196ZM263 194H264V192H263ZM120 195H121V194H120ZM243 195H241V198H242ZM177 196H178V194H177L175 197H176V199L179 200V197H177ZM231 196H232V195H231ZM233 196H234V195H233ZM236 196H237V195H236ZM238 196H239V195H238ZM248 196H250V195H248ZM256 196H254L253 198L250 196L251 200L254 199ZM150 197H151V198H150ZM92 198H93V197H92ZM134 198H135V197H134ZM203 198H204V197H203ZM234 198H236V197H234ZM238 198H239V197H238ZM238 198H236V200H237ZM241 198H239V199H241ZM244 198H245V197H244ZM244 198H243V199H244ZM246 198H247V196H246ZM246 198H245V199H246ZM95 199H96V198H95ZM95 199H93V200H95ZM98 199H99V198H98ZM100 199H101V198H100ZM102 199H103V198H102ZM167 199H168V200H167ZM239 199H238V200H239ZM247 199H248V198H247ZM257 199H258V198H257ZM257 199L255 198V200L258 201V203H259V201L261 202V200H257ZM73 200H74V199H73ZM128 200H129V199H128ZM149 200H150V202H149ZM208 200H209V199H208ZM241 200H242V199H241ZM241 200H239V201H241ZM125 201H126V199H125ZM192 201H193V200H192ZM243 201H244V200H243ZM263 201H264V195H263ZM70 202H71L72 204H73V202L76 203L75 201H73V202L70 201ZM106 202H107V201H106ZM127 202H128V201H126V204H127ZM193 202H195V201H193ZM200 202H203V201H200ZM253 202H254V200H253ZM82 203H83V202H82ZM135 203H136V202H135ZM140 203H141V202H140ZM151 203H152V202H151ZM172 203H173V204H172ZM174 203H175V204H174ZM203 203H204V202H203ZM243 203H245V201H244ZM249 203H250V201H249ZM249 203H248V206L245 205V204H247V203H245L244 205H245L246 207H249ZM254 203L256 204V202H254ZM254 203H253V205H254ZM261 203H262V202H261ZM76 204H78V203H76ZM95 204H96L95 206H97V204H98L97 207H100V206H101L100 202H97V203L95 202ZM99 204H100V206H99ZM137 204H138V201H137ZM154 204H155V203H154ZM181 204H182V203H181ZM181 204H180V205H181ZM188 204H189V203H188ZM259 204H260V203H259ZM74 205H75V204H74ZM74 205H73V206H74ZM85 205H86V204H85ZM176 205H175V207H176ZM190 205H191V204H190ZM192 205H193V204H192ZM192 205H191V206H192ZM250 205H251V203H250ZM253 205H251V206H253ZM66 206H67V205H66ZM78 206H79V205H78ZM80 206H81V205H80ZM87 206H88V205H87ZM126 206H127V205H126ZM147 206H148V205H147ZM154 206H155V205H154ZM182 206H183V205H182ZM182 206H181V208H182ZM185 206H186V205H185ZM260 206L262 207L263 204H261ZM70 207H71V205H70ZM74 207H75V206H74ZM88 207H89V206H88ZM88 207H87V208H88ZM127 207H128V206H127ZM144 207H145V206H144ZM148 207H150V205H149ZM151 207H153V206H151ZM151 207H150V208H151ZM160 207H161V206H160ZM175 207H174V208H175ZM188 207H189V205H188ZM255 207H256V206L253 207L254 210L256 209ZM87 208H86V209H87ZM90 208H92V207H90ZM128 208H130V207H128ZM132 208H134V207H132ZM137 208H138V207H137ZM145 208H146V207H145ZM171 208H172V207H171ZM174 208H173L172 210H176L175 212H176L177 214H179V213L177 212L178 209H174ZM181 208L179 209L181 216H182V214H185V213L188 214V215H190V213H188L189 211H186L185 209L182 210ZM259 208H260V207H259ZM259 208H258V206H257V209H259ZM96 209H97V208H96ZM125 209H127V208H125ZM154 209H155V208H154ZM166 209H164V212L166 211ZM205 209H207V208H205ZM249 209L251 210L250 207H249ZM253 209H252V210H253ZM58 210H59V209H58ZM61 210H62V209H61ZM119 210H120V209H119ZM134 210H135V209H134ZM139 210H140V209H139ZM162 210H163V209H162ZM190 210L192 211L191 208H190ZM207 210H208V209H207ZM260 210H261V209H260ZM62 211H63V210H62ZM75 211H76V210H75ZM128 211H129V213H131L130 211H133V210H131V208H130V210L127 209V212H128ZM140 211H141V210H140ZM158 211H159V210H158ZM158 211H156V209H155V210H151V211H149L150 213H147V214H148V215H152V216H157L156 218H157V220H159V219H158V218H159V216H158ZM160 211H161V210H160ZM160 211H159V212H160ZM182 211H183V212H182ZM185 211H186V212H185ZM256 211H257V210H256ZM52 212H53V211H52ZM64 212H65V211H64ZM146 212H147V211H146ZM172 212L174 213V215L176 214L174 211H172ZM193 212H194V214H195L197 211L193 210ZM198 212H199V211H198ZM203 212L205 213V211H203ZM203 212H202V213H203ZM144 213H145V212H144ZM160 213H162V212H160ZM160 213H159V214H160ZM199 213H200V212H199ZM204 213H203V214H204ZM251 213L253 214V212H251ZM260 213H261V211H260ZM64 214H65V213H64ZM123 214H124V213H123ZM132 214H133V213H132ZM147 214H146V215H147ZM167 214H168V213H167ZM171 214H172V213H171ZM171 214H170V215H171ZM50 215H52V213H51ZM54 215H55V213H54ZM125 215H127V214H125ZM128 215H129V214H128ZM143 215L145 216V214H143ZM148 215H147V216H148ZM257 215H258V214H257ZM47 216H48V215H47ZM65 216H66V215H64V217H65ZM95 216H96V215H95ZM122 216H123V215H122ZM147 216H146L145 218H147V220H148V217H147ZM152 216H151V217H152ZM185 216L187 217V215H185ZM252 216H253V215H252ZM62 217H63V216H62ZM62 217H60V218H62ZM64 217H63V218H64ZM67 217H68V216H67ZM67 217H66L65 219H68V221H69L70 218H67ZM80 217H81V216H80ZM80 217H79V218H80ZM128 217H129V216H128ZM130 217L133 218V216H130ZM161 217H162V216H161ZM188 217H189V216H188ZM206 217H207V215H206ZM208 217H209V216H208ZM60 218H59V219H60ZM123 218H124V217H123ZM135 218H136V217H135ZM162 218H163V217H162ZM182 218H183V217H182ZM29 219H30V218H29ZM56 219H58V218H56ZM117 219L119 220V218H117ZM136 219H137V218H136ZM136 219H135V220H136ZM163 219H164V218H163ZM179 219H181V218H179ZM183 219H184V218H183ZM183 219H182V220H183ZM192 219H193V218H192ZM210 219H211V218H210ZM26 220H27V219H26ZM89 220H90V219H89ZM118 220H117V221H118ZM137 220H138V219H137ZM137 220H136V221H137ZM151 220H152V219H151ZM155 220H156V219H154V222H155ZM166 220H168V219H166ZM65 221H66V220H65ZM80 221H81V220H80ZM82 221H83V220H82ZM84 221H85V220H84ZM115 221H116V220H115ZM126 221H127V220H126ZM139 221H141V220H139ZM139 221H138V222H139ZM162 221H164V220H161L160 223H161ZM180 221H181V220H179V222H180ZM211 221H213V220L211 219ZM22 222H23V221H22ZM107 222H108V221H107ZM112 222H113V221H112ZM120 222H121V221H118V223H120ZM165 222H166V221H165ZM169 222H170V224L168 223L169 225H167V223H166L167 227L170 226V225H172L173 223H175V222H173V221H172L173 223H172L171 221H169ZM188 222H189V221H188ZM208 222H209V221H208ZM213 222H214V221H213ZM62 223L64 224L63 220L61 219V223H60V224H62ZM89 223H90V222H89ZM116 223H117V222H115V224H116ZM121 223H122V222H121ZM128 223H129V222H128ZM158 223H159V222H158ZM171 223H172V224H171ZM60 224H59V225H60ZM63 224H62V225H63ZM97 224H98V223H97ZM155 224H156V223H155ZM161 224H162V223H161ZM163 224H164V223H163ZM163 224L160 225V226H163ZM175 224H176V223H175ZM180 224H181V223H180ZM210 224H211V223H210ZM258 224H259V223H258ZM59 225H58V227H59ZM68 225H69V222H68ZM68 225H66V226H68ZM133 225H134V224H133ZM133 225H132V226H133ZM140 225H141V224H140ZM142 225H143V224H142ZM142 225H141V226H142ZM156 225H157V224H156ZM213 225H214V223H213ZM213 225H212V226H213ZM60 226H61V225H60ZM70 226H71V228H72L71 223H70ZM129 226H130V225H129ZM134 226H135V225H134ZM136 226H137V225H136ZM143 226H144V225H143ZM158 226H159V225H158ZM182 226H183V225H182ZM206 226H207V225H206ZM212 226H211V227H212ZM217 226H218V225H217ZM13 227H15V226H13ZM18 227H19V226H18ZM63 227L65 228V225H64ZM207 227H208V226H207ZM262 227H263V226H262ZM6 228H7V227H6ZM16 228H17V226H16ZM16 228H15V229H16ZM73 228H74V227H73ZM73 228H72V229H73ZM91 228H92V225H91ZM91 228H90V230H91ZM130 228H131V227H130ZM133 228H135V227H133ZM140 228L143 229V227H140ZM163 228H165V225H164ZM163 228L161 227V230H163ZM185 228H186V227H185ZM126 229H127V228H126ZM135 229H136V228H135ZM145 229H146V228H145ZM165 229H167V231H168V232L165 231L166 233L169 234V233L171 232V231L169 232V230H171V228H170L169 230H168V228H165ZM165 229H164V230H165ZM5 230L7 231V229H5ZM19 230H20V227H19ZM69 230H70V229H69ZM73 230H75V229H73ZM131 230H132V229H131ZM164 230H163V231H164ZM218 230H219V229H218ZM8 231H9V230H8ZM10 231H11V230H10ZM128 231H129V228H128ZM139 231H141V230H139ZM21 232H22V231H21ZM133 232H134V231H133ZM176 232H177V231H176ZM4 233H5V232H4ZM12 233H13V232H12ZM59 233H60V232H59ZM61 233H62V232H61ZM149 233H150V232H149ZM149 233L147 234V232H146L145 235H146V234H147V235H150ZM178 233H179V231H178ZM7 234H8V233H7ZM7 234H6V235H7ZM9 234H10V233H9ZM9 234H8V235H9ZM18 234H19V233H18ZM25 234L28 235V233H23V236H24ZM123 234H124V233H123ZM131 234H132V233H131ZM138 234H139V232H138ZM140 234H141V233H140ZM140 234H139V235H140ZM152 234H153V233H152ZM261 234H262V233H261ZM8 235H7V236H8ZM13 235H14V234H13ZM19 235H21V234H19ZM121 235H122V234H121ZM121 235H120V236H121ZM135 235H136V234H135ZM153 235H154V234H153ZM63 236H65V235H63ZM78 236H79V235H78ZM120 236H119V237H120ZM124 236H125V234H124ZM142 236H143V235H142ZM157 236H158V234H157ZM207 236H208V235H207ZM58 237H59V235H58ZM129 237H131L130 234H129ZM129 237H127V238H129ZM143 237H145V236H143ZM68 238H69V237H68ZM89 238H90V237H89ZM127 238H126V239H127ZM132 238H133V237H132ZM138 238L140 239V237H138ZM147 238H148V236H147ZM150 238H152V237H150ZM164 238H165V237H164ZM182 238H183V237H182ZM204 238H206V237L204 236ZM83 239H84V238H83ZM90 239H91V238H90ZM98 239H99V238H98ZM100 239H101V238H100ZM109 239H110V238H109ZM117 239H119V238L117 237ZM121 239H122V238H121ZM126 239H123V240H126ZM134 239H135V238H134ZM155 239H156V238H155ZM174 239H175V238H174ZM210 239H211V238H210ZM212 239H213V238H212ZM212 239H211V240H212ZM19 240H21V239H19ZM77 240H78V239H77ZM91 240H92V239H91ZM95 240H96V239H95ZM95 240H92V241H95ZM127 240H128V239H127ZM144 240H146V238H145ZM156 240L159 241V239H156ZM175 240H176V239H175ZM33 241H34V240H33ZM116 241H117V240H116ZM131 241L133 242L134 240H131ZM131 241H126L125 243H128V244H129V243H132ZM136 241H137V240H136ZM158 241H157V242H158ZM204 241H205V240H204ZM207 241H208V242H205V243H206V244H210V242H209L208 239H207ZM213 241H214V240H213ZM216 241H217V240H216ZM7 242H8V241H7ZM13 242H16V241L14 240ZM23 242H25V241L23 240ZM28 242H29V241H28ZM52 242H53V241H52ZM99 242H100V241H99ZM157 242H155V243H157ZM160 242H161V241H160ZM180 242H181V241H180ZM29 243H30V242H29ZM68 243H70V242H69V239H68ZM100 243H102V242H100ZM108 243H109V242H108ZM111 243H112V242H111ZM136 243H137V242H136ZM138 243H139V242H138ZM158 243H159V242H158ZM222 243H223V242H222ZM2 244H3V243H2ZM13 244H14V243H13ZM17 244H18V243H17ZM54 244H55V243H54ZM98 244H99V243H98ZM132 244H134V243H132ZM142 244H143V243H142ZM142 244H141V245H142ZM160 244H161V243H160ZM215 244H216V243H215ZM215 244H214V245H215ZM26 245H28V244H26ZM30 245H31V244H30ZM30 245H28V246H30ZM82 245H83V244H82ZM82 245H79V246L82 247ZM122 245H123V244H122ZM129 245H130V244H129ZM157 245H158V244H157ZM162 245H163V244H162ZM101 246H102V244H101ZM108 246H109V245H108ZM113 246H114V245H113ZM119 246H121V245H119ZM148 246H150V245H148ZM154 246H155V245H154ZM188 246L190 247V245H188ZM202 246L204 247L205 245H202ZM216 246H217V248H218V244H217ZM233 246H234V245H233ZM0 247H1V245H0ZM17 247H18V246H17ZM17 247H15V248L17 249ZM20 247H21V246H20ZM20 247H18L19 250H20ZM55 247H56V246H55ZM83 247H84V245H83ZM83 247H82V248H83ZM97 247H98V246H97ZM106 247H107V246H106ZM144 247H145V246H144ZM156 247H157V246H156ZM160 247H161V246H160ZM160 247H159V248H160ZM164 247H165V246H164ZM184 247H185V246H184ZM203 247H202V248H203ZM206 247H207V248H206V251H207L208 248L211 247V244L208 245V246L206 245ZM3 248H4V247H3ZM102 248H103V247H102ZM104 248H105V247H104ZM111 248H112V247H111ZM113 248H114V247H113ZM115 248H116V247H115ZM115 248H114V249H115ZM117 248H119V247H117ZM159 248H158V249H159ZM162 248H163V247H162ZM190 248H191V247H190ZM21 249L24 250L23 248H21ZM107 249H108V248H107ZM153 249L155 250L154 247H153ZM7 250H8V249H7ZM92 250H93V249H92ZM111 250H112V249H111ZM115 250H116V249H115ZM115 250H114V251H115ZM121 250H122V249H121ZM127 250H128V251H127ZM127 250H126L127 252H131V250H132V252H134V250H136V249H132V248L130 247V249H127ZM139 250H140V249H137L136 252H138ZM142 250H143V249H141V251H142ZM145 250H146V249H145ZM160 250H161V248H160ZM203 250H205V248H203ZM203 250H201V251L203 252ZM211 250H212V249H211ZM213 250H215V248H214ZM220 250H221V248H220ZM0 251H1V250H0ZM83 251H84V250H83ZM83 251H81V252H83ZM97 251H99V250H97ZM109 251H110V250H109ZM123 251H124V249H123ZM141 251L139 252V254H141ZM143 251H144V250H143ZM147 251H148V250H147ZM155 251H156V250H155ZM193 251H194V250H193ZM199 251H200V250H199ZM206 251H204L205 253H203V254H207V252H209L210 249H209L207 252H206ZM215 251H216V250H215ZM221 251H222V250H221ZM7 252H8V251H7ZM7 252H6V254L8 255ZM10 252H11V251H10ZM15 252H16V251H15ZM18 252H19V251H18ZM20 252H21V251H20ZM54 252H55V251H54ZM100 252H101V251H100ZM110 252H111V251H110ZM136 252H135V253H136ZM149 252H150V251H149ZM161 252H162V251H161ZM0 253H1V252H0ZM21 253H22V252H21ZM23 253H25V252L23 251ZM31 253H32V251H31ZM113 253H114V252H113ZM121 253H122V252H121ZM150 253H151V252H150ZM179 253H180V252H179ZM200 253H201V252H200ZM6 254H5V255H6ZM25 254H26V253H25ZM25 254H23V255H25ZM81 254H83V253H81ZM95 254H96V253H95ZM100 254H101V253H100ZM137 254H138V253H137ZM137 254H136V255H137ZM143 254H144V253H143ZM152 254H154V252H153ZM163 254H164V253H163ZM194 254H196L195 251H194ZM203 254L201 253L202 256H204ZM208 254H209V253H208ZM235 254H236V253H235ZM0 255H1V254H0ZM133 255H134V254H133ZM146 255H147V254H146ZM158 255H160V257H161L160 252H158ZM177 255H178V254H177ZM209 255H210V254H209ZM10 256H12L11 253H10ZM137 256H140L141 258L143 257L142 255H137ZM148 256H149V255H148ZM148 256H147V257H148ZM156 256H157V255H156ZM166 256H167V254H166ZM166 256H165V257H166ZM191 256H193V255H191ZM199 256H200V255H199ZM210 256H211V255H210ZM239 256H240V255H239ZM242 256H243V255H242ZM242 256H241V257H242ZM1 257H2V256H0V258H1ZM3 257L6 258V256H4V255H3ZM7 257H8V256H7ZM110 257H111V256H110ZM115 257H116V256H115ZM117 257H118V256H117ZM117 257H116V258H117ZM152 257H154V256L152 255ZM158 257H159V256H158ZM158 257H157V258H158ZM162 257H164V256H162ZM200 257H201V256H200ZM200 257H198V258H200ZM208 257H209V256H208ZM217 257H218V256H217ZM221 257H222V256H220V258H221ZM226 257H227V256H226ZM5 258H4V259H5ZM8 258H9V257H8ZM8 258H7V259H8ZM23 258H24V256H23ZM111 258H112V257H111ZM116 258H115V259H116ZM118 258H119V257H118ZM118 258H117V259H118ZM172 258H173V257H172ZM176 258H177V257H176ZM184 258H185V257H184ZM196 258H197V257H196ZM201 258H202V257H201ZM213 258H214V257H213ZM215 258H216V257H215ZM235 258H236V257H235ZM1 259H2V258H1ZM26 259H27V258H26ZM52 259H53V258H52ZM54 259H55V258H54ZM83 259H84V258H83ZM83 259H82V261H83ZM97 259H98V257H97ZM105 259H106V258H105ZM159 259H160V258H159ZM166 259H167V257H166ZM203 259H205V258L203 257V258H202V261H200V262H204ZM206 259H207V257H206ZM217 259H218V258H217ZM221 259H222V258H221ZM221 259H220V260H221ZM225 259H228V257L225 258ZM241 259H242V258H241ZM80 260H81V259H80ZM93 260H94V259H93ZM120 260H121V262H122L121 264H132L131 262H128L127 260H126L127 262H124L123 258L120 259ZM144 260H145V263H146V261H147L148 259L146 260V258H145ZM151 260H154V259H150V261H151ZM156 260H157V259H156ZM163 260H164V259H163ZM173 260H174V259H173ZM185 260H186V259H185ZM200 260H201V259H200ZM207 260H208V259H207ZM211 260H212V258H209V261H211ZM236 260H237V259H236ZM2 261H3V260H2ZM29 261H30V260H29ZM32 261H33V260H32ZM82 261H81V262H82ZM85 261H86V260H85ZM98 261H99V260H98ZM100 261H101V260H100ZM110 261H111V259H110ZM112 261H113L112 263L115 262L113 259H112ZM148 261H149V260H148ZM166 261H167V260H166ZM183 261H184V260H183ZM193 261H194V260H193ZM205 261H206V260H205ZM209 261H208V262H209ZM212 261H213V260H212ZM216 261H217V260H216ZM216 261H215V262H216ZM225 261H227L226 264L229 263L228 260H225ZM6 262H7V261H6ZM33 262H34V261H33ZM78 262H79V261H78ZM81 262H80V263H81ZM153 262H154V261H153ZM159 262L162 263V261H159ZM186 262H187V263H186ZM188 262H189V261H185L186 264H189ZM206 262H207V261H206ZM206 262H204V264H207ZM222 262H223V261H222ZM222 262H221V263H222ZM245 262H246V261H245ZM2 263H3V262H1V264H2ZM21 263H22V262H21ZM83 263H84V262H83ZM83 263H82V264H83ZM90 263H91V262H90ZM155 263H157V262H155ZM180 263H181V262H180ZM185 263H184V264H185ZM211 263H212V262H211ZM219 263H220V261H219ZM221 263H220V264H221ZM232 263H233V262H231V264H232ZM3 264H4V263H3ZM147 264H152V263H150V262L148 263V262H147ZM166 264H167V263H166ZM192 264H193V263H192ZM194 264H195V262H194ZM217 264H218V263H217ZM223 264H225V262H224ZM237 264H238V263H237ZM243 264H244V263H243Z\"/></svg>","mask_w":264,"mask_h":264}]
</instances>
